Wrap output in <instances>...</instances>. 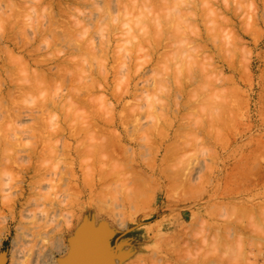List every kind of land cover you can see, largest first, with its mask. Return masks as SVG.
<instances>
[{
    "label": "rangeland",
    "instance_id": "1",
    "mask_svg": "<svg viewBox=\"0 0 264 264\" xmlns=\"http://www.w3.org/2000/svg\"><path fill=\"white\" fill-rule=\"evenodd\" d=\"M21 1L22 2L24 1L23 2L24 4ZM37 1H40V3L42 4L41 7H45L47 9L46 10L47 14H44V16H42L43 13H45V11L43 12L44 9L41 10L40 7V10L38 11L40 3H35L37 4V7H35V4H33L34 0L32 1L33 2L32 4L34 6L30 4L31 0H26V1L0 0L1 3L0 18L3 16L6 17L7 19V20L6 19L3 20L4 18L0 19L1 21H3V23L1 22L0 24H4L5 21H6L5 23L6 25L9 23L7 26L4 25L7 27V29H5L3 25L2 26L0 25V36L2 35V37H0V46L1 45L3 46L5 45V47L8 46L7 48L10 49L12 48L16 54H20V53L22 54L23 52L25 53L26 59L29 57V55H27V51L30 53L31 50L29 49L31 48L34 50V48L37 46L40 50L38 51V49L36 50L35 48V50L38 51L35 53H37V55L39 53L38 55L39 60L40 59L48 60V63L45 66L47 71L50 67H53V65L56 66L61 65V67L66 66L68 69V67L71 64H73V66L71 65L68 70L70 71L76 65L74 69H76L78 73H80L82 72V70L86 68L88 71L85 69L81 73L82 76L80 75V77L85 76V78L84 77L83 78L90 84L86 83V81L84 80L83 82L80 81L78 83V79L80 78L79 74H77L78 78L77 77L73 78V76L77 73V71L76 70L74 71L73 69V71L75 72V74L73 75L71 74L72 72L67 73L66 71L68 70L66 68L64 69L63 67L62 69L65 70L64 74H66L65 76L67 79L65 78L66 81L65 80L62 81V79H64L62 77V79L60 80L61 83L64 82L63 86L62 84H58V81L56 83L54 82V84L51 83L50 86L53 84L52 85L53 89L58 84V86L54 89L55 91L52 90L51 87L50 92H46V90L48 91V89H45V87L47 88L48 86L47 85L43 87V91L45 90L44 93L40 88L39 90L40 94H38V89L37 91L35 90L36 87L32 88V90L34 89L33 91H35L34 93L35 94L37 93L36 95L33 94L34 97L31 95V92L29 90V92L26 93V94L30 93V96L28 95L29 100L25 99L28 97L26 94L23 95L22 98H20L22 95H19L16 91L14 92L15 94L16 93L17 94L15 95L13 93L14 95L12 96L14 98L11 97L12 100H10L9 97L11 95L3 97L2 101L0 100L1 101L0 106L2 105L4 109H7L4 106V104L7 103L6 107H8V110H10L13 113L11 115V118H8L10 117L11 114V112L8 111L7 113L9 116L8 115L6 116L7 113L6 114L4 113L6 117L5 120L2 119L4 121H1L0 119V123L2 122L0 126L2 127L3 130L2 131L0 129V133L2 132L5 134H9V136L12 137L11 139L9 137V140H11V142L9 141V143H7L8 141L7 140L4 143L2 142L3 141L2 138L4 139L3 134L2 136L0 135L1 136L0 149L2 150L3 153L9 151V153H7L9 155H11L10 153L16 150L14 154L12 153L13 155L8 156V159L5 158L7 156L3 155V153L0 150V164L3 163L1 165H3L4 167V168L1 167L3 170L0 169V171H3L0 172L1 175L0 181L2 180L0 183V229L2 228L3 230V231L1 230L2 232L0 231L1 232L0 233V264H13L14 262H16V264L17 263L33 264L35 263V260H33L32 258L35 259V255H36L33 251L39 248L42 249L43 247L42 245H45L42 250H46L45 247L47 245V250L48 249L50 250V254L53 257L55 254L56 257L60 258L59 259L60 261L61 258H66V257L68 258L72 247L80 243L82 246H86L88 248L92 247L96 249L98 247L97 248L98 251L95 250V255L97 256V258H99L97 260V264H113L114 263L113 259L115 257H117L116 259L118 260L117 264H127L126 262L129 261L131 262V263L129 262L130 264H139V263L152 264L156 261L157 262L160 261L162 264L169 262L172 263L173 261L170 257L168 258L165 257L166 256L165 252H167L166 249L169 248L161 240L163 236H173L175 234L185 237L186 233L188 236L192 235L191 238H193V242L197 241L196 246L198 248L197 250L196 248H194L193 251V254L195 256V258L193 257L194 260H196L197 258L199 259L201 253L205 252L203 254L208 253L207 255H209V257H207V259L209 260H206L205 264H213L212 261H218L216 262V264H226L227 262H229L227 264H231L232 262L233 264H236L234 262H236L240 257L238 255L237 247L234 248V246H236V243H234L235 238H240L243 236L245 237V235L247 236L249 233L251 234L252 228H255L256 226L254 227L252 225L253 227L249 228L251 230H247V229L245 230L246 228L245 225H247L248 228L249 226H251V224L248 226V224L251 221L246 220L245 217H241L243 215L239 213H235V210L238 207H239L238 209H240V207L243 206L249 208L255 205L259 206L258 204L260 205L264 204V0H237V1L236 0H189L190 2H188L187 0L186 2L185 0H172L173 2L171 1L170 4L172 6L171 10L168 6L169 5L168 0H156L157 2L155 0H152L154 1L153 4L157 6L163 3V1H165L164 2L165 5L164 3L163 5L161 4L162 6L160 5L161 12L158 9L159 6L157 7V9H155L156 6L153 5L150 2V0L148 1L150 2L151 8L149 4L147 7V2H148L147 0L145 1L137 0L139 2L134 0L137 3V6L135 2H133V0H131V3L129 0H126L127 3H130L128 5L126 4L128 8L127 12L130 11L128 15H131L132 13L131 10L133 7H137L134 8V10L136 11L134 15H131L132 18L134 17L136 20V18L139 17V19L142 20L145 12V15L150 20L149 21L150 23L152 19H154V23H151L153 24V26L152 27L150 26L152 29L150 30V33L153 34V36L151 34L147 35L149 32L147 30L149 26L146 25L147 26V27L145 26L146 28L143 27V24H147V23L149 24V22L146 23V20L148 21L147 18H145L146 19L144 21L145 23L139 19H137L136 22L135 20H133L134 19L133 18L132 19L133 25L134 24L137 25L138 23L139 24L142 23V24H140V26L138 25V27L136 26L137 28H135L134 25V28L132 27L133 29L131 28L132 23L130 24V27L128 26L129 25L128 23L131 22V19H129L131 17L127 16L126 9H124L126 8L123 5V2H125V0L122 1L119 0V2H122L120 3L119 6L120 8L118 7L119 5L118 3H117L118 5L115 4L114 2L115 0H108V2L105 0V2H107L108 4V6L107 4H105L106 8L109 7L108 11L105 8V6L102 7V5H104L103 0H93V1L85 0L84 2L83 0L82 1L60 0L62 2V3L60 2L61 5L60 3H57V0H52V1L49 0V2L48 0H37ZM116 1L118 2V0ZM141 1L144 3L143 5ZM175 1H177L178 3H176ZM195 1L197 2V4L199 3V1H201L200 5L199 4H198L199 6L195 5L196 4ZM241 1L245 6L242 4ZM89 2H91L92 4ZM111 2L114 3L112 4ZM132 2L134 3V5H132ZM45 3L47 4L48 7L46 6ZM50 3L54 7L53 6L51 7ZM192 3L194 6H197L194 7L196 9L191 8L193 6L191 5ZM204 3H206L207 5H204ZM13 4L15 5V7L13 6ZM178 4L179 7H183V8H184L183 5L187 4L185 5V7L186 6L187 7L184 9L182 8L181 10L178 7L177 8L175 7L176 5L178 6ZM19 5H21V7ZM241 5H243V7ZM138 6L141 8L142 12L144 11L142 16H141L142 12H139L140 9ZM152 6H155L154 9L156 10V12L154 10V14H153L154 17L156 16V13L157 14L162 13L161 18L164 19L158 18L160 21L155 22L157 18L155 19L152 16V14L148 13L149 10L150 12L153 11ZM189 6L191 9L188 12ZM117 7L121 11H124L122 12L123 14L121 13L120 10L119 11L117 10ZM59 8L61 9V11H59L60 10ZM102 8L104 12L102 11ZM174 8L176 11L174 10ZM104 9H106V11ZM138 9L139 11H137ZM167 9H169L170 12H168L169 10L167 11ZM206 9L213 11L215 10L214 11L215 14H213L212 11H207ZM2 10L4 12H2ZM28 10H30V12ZM49 10H51L50 13ZM177 10L180 11L177 12ZM191 10L193 12H191ZM40 11H42V13ZM52 11L55 13H53ZM182 11L184 12L183 13L185 15L184 17L182 15ZM185 11H187L186 13L188 14H186ZM172 12L175 13V16L174 14L173 15L170 14V16L171 15L172 17L174 16V20H172L170 16H166L168 13H172ZM190 12L193 13L192 16ZM194 12L196 15L194 14ZM19 13L21 14V16ZM109 13L110 14L112 13L110 15L111 19L106 16ZM116 13L117 15L119 14L118 15L119 18H115L117 17L115 15ZM136 13L137 14L140 13V15H136ZM163 13H165L164 16L170 18V21L171 20L173 21V22L171 21L172 23L170 22L171 24L170 26H168L169 28H171L172 26L171 29L166 27L167 23L165 22L166 23L165 25L164 21L167 19L166 17L163 16ZM177 13L178 15L176 16ZM179 13L181 15H179ZM48 14H50L51 17L53 16L57 17L54 18L58 20L59 24H57L56 20L55 22H52L54 21L52 18H51L52 21L49 20L50 18L49 19L46 18L49 16ZM149 14L152 16V18L148 17L150 16ZM13 16H15L16 19L21 18L19 20L17 19L19 23L16 26H14V24L17 23V20L14 23ZM126 16L128 17V20L127 19L124 20ZM140 16L142 18H140ZM180 16H182V18L180 19L179 22L182 24L184 22L183 26L180 24L182 28L179 27V23H176L178 21V18H180ZM208 16L210 17L212 16V18L210 19V17ZM99 17L102 21L98 19ZM108 18L109 21L107 20ZM121 18L123 19V22L121 21L122 20ZM183 18L184 20L187 21L188 24L187 27L185 24L186 21L181 22ZM11 19L13 20V22ZM117 19H119L120 24ZM75 20L76 22L77 20H79L82 30H80L79 24L75 23ZM211 20H213L215 23L213 24ZM22 21L24 23L26 22L27 24H24ZM48 21H51L52 23L50 24V22ZM99 21L102 23V25L100 23L99 26L101 27V29L96 31V29L99 28L97 27L99 25L98 23ZM115 21L117 22V26L119 28H116L117 26L114 25L116 24ZM161 21L163 22V24ZM206 21L207 23L204 24V22ZM109 22L112 23L110 24V26L109 24H107ZM174 22L175 24H173ZM73 23H75L77 27H75ZM47 24H49L48 25L49 27H52L54 25L56 29L55 27H53L54 29L49 28L50 32L46 31L48 30V28L45 29L46 27H48L46 26ZM71 24L73 25L72 27L74 29L71 27ZM126 24L129 28L126 26ZM208 24L211 26L209 27ZM30 25L32 26L34 25L33 27H35L36 25L37 27H40L39 29H42V31L45 30L46 32L44 31L43 33L41 31L42 33L40 34L39 32L40 30L38 29L35 30ZM204 25H206V27L209 28H206ZM8 26L10 27L13 26L14 29L12 30L10 27L9 29ZM42 26H46V27L45 28L43 27L44 28L43 29ZM67 26L70 29H66ZM82 26H85V29L88 30L87 31L84 30ZM125 26L126 29L131 28L134 31L130 32L132 31L131 29L130 31L124 29ZM154 26L156 27L155 30L156 33L154 31ZM162 26L165 27L166 29H163ZM175 26L176 28L178 27L179 28L176 30ZM216 26L217 27L219 26L220 29L219 31H217L218 29ZM141 27L145 28L143 30V33L140 30L135 31L138 28L141 29ZM158 27L159 29L161 28L164 31L163 30L159 31V29H157ZM190 27H192L191 29L194 28V32H191L193 30H191ZM215 27L217 30L215 29ZM184 28L185 29L187 28L186 29L187 32L191 30L188 32L189 34L188 36L190 37H186L187 32L186 34L184 33L185 32ZM195 28L198 31H196ZM198 28H200V30ZM205 28L208 29V31L209 30L210 31L208 32ZM213 28L216 30V32H214V30L212 31ZM4 29L5 32L3 31ZM167 29H169V31ZM51 30L53 31L55 30L54 33H52L53 31L51 32ZM123 30L127 32L126 33L127 35L123 33L124 32ZM157 30L160 33L165 32V34L164 33L161 34H163L162 37L165 36L166 39L165 37L160 38L158 35L160 33H158ZM165 30H167L168 32L166 33ZM180 30L183 33L180 32ZM174 31L177 32L178 35L180 33H182L183 35L185 34V37L182 34H180L184 37V39L183 37L182 39L176 38L175 37L176 34ZM195 31L197 33L199 32L198 34H201V36L198 35L197 33L195 34ZM129 32H130V37L135 36L136 34L135 36L136 38L127 37L129 36ZM210 32H211L210 35H212V32L214 33L218 32V34H216L218 38L215 35H214L215 37L210 36L209 35ZM34 33L36 34V36H38L39 34V37H37L38 40L35 37ZM132 33L134 34L131 35ZM42 34H44L43 36L46 39H40V37L43 38ZM156 34L158 35L159 39L155 41L157 37H154V35L156 36ZM169 35L172 36V38L174 36V38H176V41L178 40L177 44L176 41L174 42L175 39L173 38L174 39L173 40L171 37H169ZM33 36L36 38L34 39V41L33 38L31 39V37ZM85 36L88 38H86ZM142 36L143 37L149 36V37L142 38ZM151 37L154 38L152 39L153 42L152 40H149L151 42H148L147 40ZM211 37L214 38V40H212ZM186 38L188 40H186ZM192 38L195 39H193L194 41L191 42ZM40 40H42V42L44 40L45 43L43 42L44 44L42 45V42ZM168 40L170 42L173 41L176 45L175 44L173 45L172 44L173 42L170 43ZM189 40L192 44H194V46H196L195 43L197 42V46H196L197 50L194 49L195 47L192 44H190ZM31 41H33V43ZM89 41H92L93 43L91 42L89 43ZM98 41L100 44L98 43ZM139 41L144 43H141ZM186 41H188L187 43L192 46L193 50L191 49V46H189L187 43L186 44L188 47L185 46ZM22 42L25 43L26 45L23 44ZM47 42L49 43V45H46ZM79 42L81 44H79ZM118 43H120L119 44L120 46L118 45ZM134 43L137 45H134ZM138 43L142 44L140 45L141 48L139 49L138 47L140 46ZM20 44L25 45V47L21 48L22 45ZM149 44L151 46H149ZM91 45L92 46L94 45L93 46L94 48ZM39 46H41L42 48ZM78 46L80 47V49L78 48ZM76 47L79 50L78 53ZM176 47L180 48L179 49L180 53L178 50H177L178 52H176L177 55L174 51ZM226 47L228 48L226 49ZM124 48L125 49L128 48V49L125 50ZM88 49L93 52L89 51ZM101 49L102 51H100ZM182 49L185 53L182 51ZM32 51L31 54L34 55L33 57L34 58L35 56L37 57V55L34 52L32 53ZM119 52L121 54L118 55H120L121 57L123 56L122 57L123 59L119 58L120 60L116 61V58L118 57L116 53ZM192 52L194 56L195 53L197 54V58H195L196 56L194 57L192 55ZM89 53L90 56H88ZM91 54H93L92 56L94 57L95 55H97V57L99 56L98 57L99 59H97V57L96 58L91 57ZM180 54L181 55L184 54L183 56L189 54L192 55L193 57L188 55V58L187 56H185L186 58L185 59L182 56L183 60L182 59L180 60L181 58L180 56L179 60H177ZM162 55L164 56L162 57ZM5 56H6L5 52L3 53L2 51H0V64L2 60L5 58ZM166 56L169 57L170 60H169V64L167 63L168 61L165 62L163 61L165 67H167L166 68L167 70L165 71V68L163 70L164 66L161 65L162 63L161 61L167 60ZM84 57L86 59H84ZM90 57L93 60H91ZM189 57L193 58V61L195 63L194 64L192 62L191 67L190 64L188 65V63L192 61ZM69 58H72L70 59L71 61L68 60ZM187 59H189V62L187 61ZM72 60H75L74 62L76 61L79 62L80 60L82 61L83 64L81 62H79V65L78 63L74 64L72 63L73 62ZM89 60H91V63ZM98 60L101 61L100 65ZM121 60L122 61L124 60L123 61L124 63ZM67 61L70 62L67 63ZM118 61H120L121 63L119 62V64H117ZM58 62L59 64L60 63L61 64L57 65ZM197 63L199 64V66ZM80 64L82 65L81 68L79 69ZM29 67L28 69L29 70L31 69L30 71L27 69L26 70L20 69V71L22 72L17 71L16 70L17 68L14 67L16 68L14 71L17 72L15 73L16 76L15 77L13 76L14 75L13 71H11L12 74L9 71L10 72L9 76L11 75L13 76L10 78H12L13 80L15 79V82H17V84L19 83V81L20 83L23 82V80H24L23 83H27V81L25 82V80H28L29 78L28 79L22 78L26 75V73L23 75L24 71L31 72L29 74L27 73L28 75H31L33 70L36 68L35 65L33 64H31ZM172 70L178 75L177 74L175 75V73ZM185 70H188V72L187 71L185 72ZM18 72H20L19 75ZM69 74L70 76L72 75L73 80H71L72 78L71 79L68 78L70 77L68 76ZM0 75H1L0 79L1 77L5 76L4 73ZM20 75L21 77L19 80L18 76ZM165 77L167 78V80H164ZM158 78L162 80H159ZM4 79L6 81V82L4 81L5 82L4 84L0 82L1 85L0 89H2V91H0L1 98L5 94L3 92H6V89H8L9 87L10 88L15 87L16 84V83L13 84L14 81L12 82L11 81L12 79H10V83H9L7 76H5ZM74 79L77 82L74 81ZM81 79L82 78H80L79 80ZM157 79L163 82L164 87L161 88V90H160V86L162 85V83L160 84L159 82L157 84L158 81ZM0 81L3 82V79ZM65 82L66 84L72 83L77 87L80 83L85 82V84L83 85L90 86L89 87L90 90L88 89L87 86L84 87L82 84H80L81 87L79 86L80 88H82L81 90H79L80 88L77 87L75 88L74 85H72L71 88L70 87L71 84L66 85ZM77 83L78 85H76ZM91 83L93 86L91 85ZM59 85L61 86L59 87ZM156 85L158 86L157 87L158 89H156ZM28 86H30L31 88V86H35V85L30 84ZM68 86H69V90L70 91L72 90L76 95L74 94L73 96H71L70 95L72 93L71 92L69 96H66L67 91H69ZM86 88L88 89L87 92L89 93L86 92L87 90ZM150 89H151V93L149 94ZM53 94L54 96H52ZM44 95L46 96L48 95L49 98L45 97ZM79 96H80V100L78 99ZM148 96L150 97V99ZM50 97L51 98L53 97L52 98L53 100H50ZM74 97L75 99H73L72 101L71 99ZM62 98L65 101H68V103L62 100ZM90 98L92 99L90 100ZM4 99L6 100V103L4 102L5 101ZM13 99L18 100L16 101V103L17 102L18 103L13 104V102H11L13 101ZM30 99H32L33 101L28 102L30 101ZM45 99L46 101H44ZM67 99L71 100L72 102L75 101L74 102L75 105L73 106L74 103L71 104L70 103L71 101ZM21 100H25L26 102ZM57 102H58V107H57ZM41 103L42 105L43 103L45 104V106L47 105L46 109L45 107L41 106ZM66 103L68 104V106L69 105L70 106L69 107L66 106L65 108V105H67ZM146 103L148 105H146ZM11 104L14 105V107ZM2 106L0 108H2ZM15 107H18L19 109ZM68 108L72 109L71 113H73L74 117L73 115L71 116ZM85 109L88 111L91 110L90 114L88 113V111L84 112ZM77 110H79L80 113ZM16 111L17 114H19L18 112H21V115L15 114L14 112ZM82 112L84 114L87 113V115H89L88 116L89 118H91L90 115H92L93 118L95 117L94 120L91 121V124L93 122L96 123L97 121V123H99V125L101 126L100 127L97 123H96L97 125L94 124V126H92V128L94 127L93 129L96 130L97 134L100 131V133L106 137V135L109 134L108 133L109 130L110 132L112 130L113 133L115 134L118 133L122 135L121 138L119 137L118 134H116L118 135L117 137L120 138L119 142L121 143V147L123 146L121 152L120 151L119 153L116 152L117 157L116 156L115 157L117 159L115 158L113 159L114 161H112L111 157L110 156L108 157L106 154L108 150L104 151V149L103 150L101 149L102 150L101 152L99 148L100 145H98L97 142L101 143L102 141L99 140H103V138H105L104 136L102 135L98 136L96 133H93V131L95 132V130L92 131L91 130L92 128H90L91 131H87L86 133L84 132L86 131L85 129H87V124L85 127L83 125L85 124V121L87 122L86 120L87 115L85 114L84 117L85 120H83L82 117L84 115H79V114H83ZM96 113L98 116L96 115ZM150 113L151 115H149ZM152 113L154 115H152ZM160 113L162 115H160ZM45 114L46 116L48 115V119L45 117ZM49 114L51 115L52 118H50ZM2 115L0 113V118H2ZM14 115L18 116V117L15 116L16 120L14 119L15 118ZM76 116L78 119L76 118V120H74ZM44 117L48 120V122H46L47 120L44 119ZM79 117L80 119L82 118L81 121H83V123L79 121L80 120ZM67 118L69 119L67 120ZM100 118L101 120H99ZM112 119H114L113 120L114 124L112 122ZM8 120H10L11 122H9ZM75 121H77L76 122L77 124L79 123L78 124L79 126L76 123H74ZM45 122L46 124L49 123V125L48 124L46 125ZM5 123H7L8 126L4 125V127L6 126L4 128L2 124ZM73 123L77 127L83 125L80 128L76 127L78 130L83 129L82 130L83 133L79 131L80 134L82 135H78L79 132L76 133L78 130L75 131L76 133L75 136L78 137H73L74 135L73 133L71 135L72 129L75 127ZM9 124H12V126ZM44 124H45V128H43ZM53 124H55V126H53ZM88 124H90V119L88 120ZM13 125L16 126L18 129H21L22 131L16 130L15 129L16 127L13 128L14 127ZM34 126L36 129H34ZM102 126L104 127L106 132L103 131V129L101 130V128H103ZM11 127L13 129H10ZM32 127L34 129L32 131L35 134V136L32 133L30 135L29 132L31 131L28 132V130H31ZM46 127L49 128L47 129ZM40 128L43 129L44 131L41 130ZM87 130H89V128ZM51 131L55 133H50ZM13 132L14 133L18 132V133L17 134L15 133L16 134L15 135L12 134ZM84 133L86 135L87 134L91 135L93 133L94 136L97 135L98 137L97 136L94 137L93 134L91 136L87 135L86 137L90 139L88 142H91L95 138L97 139L93 140V143L91 142L92 144L91 143L88 144L87 139L81 142L80 140H84L83 138H85V136L83 137ZM11 135L16 136V138H14V136ZM42 135L45 136L42 137ZM144 135H146V137L149 136V141L151 143L150 142L147 143L148 142L146 140L147 138ZM6 136L8 138V135ZM108 136L106 138H108ZM36 138L38 139V141ZM140 138L142 141L140 140ZM12 139L13 140L15 139L14 140L15 143L12 142L13 141ZM39 140H41L40 141L41 143L39 142ZM83 142L85 143L82 144ZM95 142L97 143V145L95 144ZM10 143H12L13 145ZM8 144L11 146H9ZM94 144L95 146H99L98 147L99 149L97 147L96 148L98 149V151L100 150V152H97V149L95 148ZM66 145H68L67 147L69 148L66 147L63 148ZM7 149L9 150L7 151ZM62 149L64 150V152L62 151ZM32 150L33 151L35 150V152H32ZM53 151H54V155L56 156H53ZM76 151H79V153L81 151V153L77 155L75 154L77 153ZM83 151H85L86 154H83L84 153ZM31 152L33 153V156H30L32 155ZM57 152L58 154L63 152L65 155L59 156L60 154L59 155L56 154ZM18 153L20 154L18 155ZM79 155H81V157L85 155L86 157L84 156L85 158L82 157L83 158L82 159L81 157H79ZM77 157L79 158L77 159ZM132 157H134V160L132 159ZM111 163L116 168V170L114 171L119 170L120 173L119 172L118 173L120 175L119 174L117 175V173H112L113 171L111 170L114 169V166H112ZM5 167H7V171L9 172L7 176L6 174H3L6 170ZM65 167L66 169H63ZM59 168L61 171L67 170L65 171L66 173L62 172L64 176L62 174H59L60 171ZM117 168L119 169L117 170ZM164 168H166V170ZM102 170H104V172ZM105 170L108 172L110 171L111 173L110 172L108 173ZM115 174L119 177L115 176ZM4 176L6 177V180ZM180 176H182L183 180ZM134 178L136 179L132 180ZM4 180L5 182L8 181L7 184L5 185H4L5 183ZM131 180L132 182H130ZM136 180H138L139 182L143 180V183L145 185H143L142 181L138 183V181ZM50 181L53 182L50 183ZM54 183H57L60 188L56 186L57 184ZM132 183L135 184L133 185ZM65 184L68 185L67 188ZM54 185L56 186L57 189H55ZM49 186L52 187L51 190L52 193L50 190H48L51 189L48 188ZM133 186H135V188H133ZM61 187L64 188L61 189ZM128 188L131 189V192L128 191L130 190ZM53 189L55 190V192H53L54 191ZM137 191L139 192L137 193ZM39 192L40 195L42 196L41 198L39 197L38 194ZM48 192L50 193L47 196ZM41 193L43 194L47 193L45 194V197L48 198L50 197V199L47 200H45L46 198L43 199L44 197L43 194ZM54 194L56 198L58 197L57 199L54 197ZM38 198L40 199L38 200ZM58 202L61 204H59ZM64 202H66L67 204ZM63 203L65 205H63ZM98 205L100 207H98ZM247 205L250 206L247 207ZM224 206H226L227 209L223 208ZM231 206L235 207V209L232 208ZM214 209L217 211H215ZM238 209L236 210V212L239 211ZM230 210L232 211L230 212ZM215 214L216 216H214ZM232 214H234L235 216L238 214L240 215V217L237 216L236 218L237 221L234 220L235 216L233 217ZM118 215L122 216V218L120 216L119 218ZM65 217H67L66 219L68 220H66ZM204 218L205 220L208 219L207 220L208 222L205 221ZM200 219H202L201 222H203L204 220V223L205 222L208 223V224L205 223L206 224L205 226L212 224V226H209L211 228L210 232L207 230L208 228L206 229L204 225L203 226L205 227V229H202L203 226L202 223L200 222ZM95 220L100 221L99 223H101V225L95 224L96 223ZM118 220L119 221L121 220V222L119 223ZM121 223L123 224L121 225ZM94 224L97 226H95ZM218 225L220 226L218 227ZM243 225L245 228L240 227ZM194 226L196 227L198 226V228ZM79 227H80V231H79ZM96 227H100V228L102 227L101 232L100 230H97L99 231L97 232L96 229H94ZM199 227L201 228V230H204L207 234L209 233L208 234L209 236L206 233L200 231ZM224 227H226L225 229H227L226 231H228L227 232L228 234L226 232H225L226 234L223 232V230L225 231V229H223ZM55 228H57V231L54 233V231L56 230ZM60 229H63L64 233L62 232V230L60 231ZM198 229L199 231H197ZM222 232L225 235L223 234L221 235ZM231 232H232V236L234 234L233 232H235L236 235L235 238L232 237L234 240H232V244L230 245L231 242H228V240L226 241L227 244L225 243V238H227L229 233ZM200 233L202 234L203 237H205L204 242H200L202 241V236L200 235ZM97 235L98 237H96ZM195 236L196 238H194ZM50 237L53 238L49 240ZM13 238H15V240L17 239L19 240V241L17 240L16 242L17 244L15 245L16 248L15 246H12ZM223 238L224 241L222 240ZM207 239H209L208 241L209 243L206 242ZM62 241L64 244L62 243ZM94 243L97 245H95ZM198 243H200V245ZM19 245L20 247H22L21 250L24 249V252L23 251L18 252L19 251L18 249H20ZM133 245L134 246L137 245V246L134 247ZM227 245H229V248L232 246L231 249H229ZM65 246L66 249L64 248ZM208 246L209 249L207 248ZM52 247L54 248L51 250L50 248ZM125 247L130 248V251L137 250L140 255L139 259L141 260L135 258L134 256H132L131 258L130 257L122 258L120 254L122 252V249ZM220 247L221 248L223 247L224 251L226 250L225 252L222 251L223 252L222 254L221 252H219L221 250ZM212 248L214 249L212 250ZM215 248H217V250ZM10 249L15 251L13 252V258L10 255L11 252ZM30 249L31 250L33 249L32 252H29ZM260 249H259L260 251L258 250L259 253L258 252L255 253L256 249H251V250L249 249L251 253L254 251V254L252 253L254 256L248 252L249 253L248 254L249 256L247 255L248 259L255 260L259 264L260 263L264 264L263 263L264 245ZM52 251L53 253H51ZM152 251L154 253H151ZM148 252L150 253V255ZM216 252H219L222 258L226 256L225 257L226 259L224 258V260H227V262L225 261L221 262L223 259L220 258L219 255L216 256L217 255ZM27 253L29 254L32 253V254L30 256H27ZM62 254L63 255L66 254V255L61 256ZM210 254H212L211 256L215 255L216 257L219 258L213 259L215 257H211ZM258 254L260 257L258 256ZM160 255L163 257V260L161 259L162 257ZM28 257H31V259ZM210 257L213 260H211ZM151 258H153V260ZM23 259L25 261L27 260L28 261L25 262L23 261ZM142 261H144L145 263H143ZM60 264L63 263L61 262Z\"/></svg>",
    "mask_w": 264,
    "mask_h": 264
},
{
    "label": "bare ground",
    "instance_id": "2",
    "mask_svg": "<svg viewBox=\"0 0 264 264\" xmlns=\"http://www.w3.org/2000/svg\"><path fill=\"white\" fill-rule=\"evenodd\" d=\"M2 1H3V0H2ZM25 1H26V0H25ZM32 1H33V0H31L30 4L33 3ZM50 1H52V0H50ZM61 1H62V0H61ZM61 1L59 0V2H58V0H57V3H60ZM80 1H82V0H80ZM80 1H79V2H80ZM84 1H85V0H83V2H84ZM86 1H87V0H86ZM91 1H93V0H91ZM106 1L108 2V0H106ZM120 1H122V0H120ZM129 1H130V3H131V0H129ZM129 1H128V2H129ZM136 1H137V0H136ZM142 1H145V0H142ZM142 1H141V3H142V5H143L144 3H143ZM147 1H148V0H147ZM147 1H146V2H147ZM155 1H156V0H155ZM168 1H169V3H168V2H167V3L169 4L168 6H169V8H170V10H171L172 6H171L170 4H171V1H172V0H168ZM187 1L190 2L189 0H187ZM236 1H237V0H236ZM5 2H6V1H5ZM5 2H4V3H5ZM7 2H8V1H7ZM13 2H14V1H13ZM21 2H22V1H21ZM23 2H24V1H23ZM23 2H22V3H23ZM41 2H42V1H41ZM43 2H44V1H43ZM48 2H49V0H48ZM55 2H56V1H55ZM98 2H99V1H98ZM98 2H96V3H98ZM103 2H104V5H102V7L105 6V8H106V5H105V4H107V2H105V0H103ZM103 2H101V3H103ZM114 2H115V4H117V3L119 4V5L117 4L118 7L120 6V3H122V2H119V0H118V2H117L116 0H115ZM114 2H113V3H114ZM133 2H135V1L133 0ZM133 2H132V5H134ZM137 2H139V1H137ZM148 2H149V1H148ZM148 2H147V7H148V4H149V6H150V8H151L150 2L153 4L154 1L150 0V2H149V3H148ZM156 2H157V1H156ZM158 2H159V1H158ZM164 2H165V1H163V3H164ZM172 2H173V1H172ZM175 2L178 3L177 1H175ZM175 2H174V3H175ZM181 2H182V1H181ZM185 2H186V0H185ZM200 2H201V1H199V3H198L199 5H200ZM239 2H240V1H239ZM239 2H238V3H239ZM241 2H242V1H241ZM2 3H3V2H2ZM17 3H18V2H17ZM19 3H20V2H19ZM22 3H21V5H22ZM27 3H29V2H27ZM35 3H40V1H37V0L35 1V0H34V3H33V4H35ZM51 3H52V2H51ZM51 3H50V6L52 7L53 5H51ZM61 3H62V2H61ZM61 3H60V5H61ZM89 3H91V2H89ZM111 3H112V2H111ZM113 3H112V4H113ZM124 3H125V4H124ZM130 3H127L126 0H125V2H123L124 7H126V8H124V9H126V14H127L128 17H129V16L131 17V15H134V14H135V11H136V10H134V8H137V7H133L132 10H131V12H132L133 14L131 13V15H128L130 11L127 12V11H128V10H127L128 8H127L126 4L128 5V4H130ZM163 3H161V4L163 5ZM183 3H184V1H183ZM193 3H194V2H193ZM193 3H192L191 5H193ZM195 3H196L195 5H198L196 1H195ZM246 3H247V2H246ZM0 4H1V3H0ZM23 4H24V3H23ZM25 4H26V3H25ZM33 4H32V5H33ZM45 4H46V3H45ZM86 4H88V3H86ZM91 4H92V3H91ZM135 4H136V6H137V3H136V2H135ZM156 4H158V3H156ZM161 4L158 5V6H159V8H158L159 10H160V5H161ZM180 4H181V3H180ZM202 4H203V2H202ZM236 4H237V3H236ZM242 4H243V2H242ZM16 5H17V4H16ZM21 5H19V6L21 7ZM41 5H42V4L40 3V4H39L38 11L40 10ZM82 5H83V4H82ZM97 5H98V4H97ZM121 5H122V4H121ZM153 5H155V4H153ZM162 5H161V6H162ZM164 5H165V3H164ZM166 5H167V4H166ZM182 5H183V4H182ZM185 5H187V4H185ZM185 5H183L184 8L187 7V6L185 7ZM199 5H198V6H199ZM204 5H207V4L204 3ZM243 5H244V4H243ZM243 5H241V6L243 7ZM246 5H247V4H246ZM6 6H8V5H6ZM13 6L15 7L14 4H13ZM33 6H34V5H33ZM44 6H45V5H44ZM46 6H47V4H46ZM107 6H108V4H107ZM129 6H130V5H129ZM139 6H141V5H139ZM139 6H138V7H139ZM155 6H156V8H155ZM155 6H152V7H153V11H152V12H150V10H149V12H148V13L152 14L153 17H154V15H153V14H154V10L157 9V7H158L157 5H155ZM168 6H166V7H168ZM173 6H174V5H173ZM180 6H181V5H180ZM239 6H240V5H239ZM244 6H245V5H244ZM10 7H11V6H10ZM14 7H13V8H14ZM17 7H18V6H17ZM27 7H29V6H27ZM31 7H32V6H31ZM35 7H37V4H35ZM47 7H48V6H47ZM53 7H54V6H53ZM58 7H60V6H58ZM63 7H64V6H63ZM118 7H117V10L119 11L120 9H118ZM121 7H122V6H121ZM175 7H176V8L178 7V8L181 9V10H182V8H183V7H179V4H178V6L176 5ZM194 7H197V6H194V5H193L191 8H194ZM201 7H203V6H201ZM204 7H205V6H204ZM209 7H210V6H209ZM246 7H247V6H246ZM18 8H19V7H18ZM33 8H34V7H33ZM67 8H68V7H67ZM119 8H120V7H119ZM150 8H149V9H150ZM154 8H155V9H154ZM164 8H165V6H164ZM184 8H183V9H184ZM188 8H189V10H188V12H189L191 8H190V6H189ZM198 8H200V7H198ZM206 8H208V7H206ZM210 8H211V7H210ZM8 9H9V8H8ZM16 9H17V8H16ZM19 9H20V8H19ZM25 9H28V8H25ZM36 9H37V8H36ZM43 9H44V10H43ZM59 9H60V8H59ZM64 9H65V8H64ZM106 9H107V11H108L109 7H107ZM106 9H104V10L106 11ZM122 9H123V8H122ZM124 9H123V10H124ZM139 9H140V11H139ZM139 9H138L137 11L142 12L140 7H139ZM146 9H147V8H146ZM161 9H162V8H161ZM194 9H196V8H194ZM200 9H202V8H200ZM204 9H205V8H204ZM0 10H1V9H0ZM9 10H10V9H9ZM11 10H14V9H11ZM22 10H23V9H22ZM41 10H43V12L45 11V13H43L42 16H44V14H47V13H46V10H47V9H46L45 7H41ZM66 10H67V9H66ZM117 10H116V11H117ZM159 10H158V11H159ZM162 10H163V9H162ZM168 10H169V9H167V11H168ZM170 10H169L168 12H170ZM174 10H175V8H174ZM186 10H187V9H186ZM206 10H207V9H206ZM18 11H20V10H18ZM26 11H27V10H26ZM28 11L30 12V10H28ZM35 11H36V10H35ZM59 11H61V9H60ZM64 11H65V10H64ZM67 11H68V10H67ZM102 11H103V8H102ZM120 11H121V10H120ZM133 11H134V12H133ZM146 11H147V10H146ZM163 11H164V10H163ZM175 11H176V10H175ZM178 11H180V10H177V12H178ZM196 11H197V10H196ZM207 11H212V13L215 14V12H214L215 10H214V11H213V10H207ZM0 12H1V11H0ZM2 12H4V11L2 10ZM23 12H24V11H23ZM23 12H22V14H23ZM32 12H33V11H32ZM40 12L42 13V11H40ZM50 12H51V10H49V13H50ZM52 12H53V11H52ZM103 12H104V11H103ZM122 12H124V11H121V13H122ZM143 12H144V11H143ZM143 12H142L141 16L143 15ZM155 12H156V10H155ZM160 12H161V10H160ZM186 12H187V11H185V13H186ZM191 12H193V11L191 10ZM191 12H190V13H191ZM203 12H205V11H203ZM11 13H12V12H11ZM13 13H14V12H13ZM25 13H26V12H25ZM53 13H55V12H53ZM99 13H100V12H99ZM101 13H102V12H101ZM107 13H108V12H107ZM117 13H118V12H117ZM117 13L115 14L117 17H115V18H119V16H118L119 14L117 15ZM183 13H184V12L182 11V15H183V17H184L185 15H184ZM3 14H4V13H3ZM6 14H7V13H6ZM19 14H20V13H19ZM29 14H30V13H29ZM29 14H28V15H29ZM32 14H33V13H32ZM39 14H40V13H39ZM103 14H104V13H103ZM111 14H112V13H111ZM111 14L109 13V14L106 15V16L109 17V18L111 19V17H110ZM122 14H123V13H122ZM150 14H149V15H150ZM159 14H160V13H159ZM159 14L156 13V16H155L154 18H155V19L157 18V19L155 20V22H156V21H160L159 19H164V18H161V17H162V13H161L160 15H159ZM164 14H165V13H163V16H164ZM168 14H169V15H168ZM168 14H167L166 16H170V14H172V15L174 14V16H175V13H173V12H172V13H168ZM186 14H188V13H186ZM192 14H193V13H191V16H192ZM194 14H195V12H194ZM40 15H41V14H40ZM48 15H49L48 17H46V16H45V17L48 18V19L50 18L49 20H51V21H52V19H53L54 21H52V22H55V20H56L55 18H57V17H55V16H53V15H52L53 17H51L50 14H48ZM115 15H114V16H115ZM124 15H125V14H124ZM124 15H123V16H124ZM136 15H140V13H139V14L136 13ZM158 15H159V17H158ZM172 15H171L170 17L172 18V20H174V16L172 17ZM177 15H178V13L176 14V16H177ZM179 15H181V14L179 13ZM195 15H196V14H195ZM203 15H204V13H203ZM0 16H1V14H0ZM20 16H21V14H20ZM34 16H35V15H34ZM120 16H121V15H120ZM127 16H126V18H124V20H125V19L128 20V17H127ZM141 16H140V18H142ZM145 16H146V15H145V12H144V16H143V19H142V20L139 19V17H137L136 20H135L134 17H133L134 19H133L132 17L129 18V19H131V22L128 23V24H129L128 26L130 27V24L132 23V24H131V28H132V27L134 28V25H135V24L133 25V21H132V19L135 20L136 22H137V19H139V20H141L142 22H144V21L146 20L145 18H147V16H146V17H145ZM150 16H151V15H150ZM150 16H148V17H149V18H152V16H151V17H150ZM166 16H164V17H166ZM186 16H188V15H186ZM189 16H190V15H189ZM11 17H12V15H11ZM13 17H14V23H15L16 20H17L18 18L16 19L15 16H13ZM23 17H24V16H23ZM54 17H55V18H54ZM100 17H101V16H100ZM100 17H99L98 19H100ZM178 17H179V16H178ZM193 17H194V16H193ZM202 17H203V16H202ZM208 17H210V16H208ZM2 18H4L3 20L6 19V17H3V16H2L0 19H2ZM51 18H52V19H51ZM105 18H106V17H105ZM109 18L107 19L108 21H109ZM158 18H159V19H158ZM175 18H177V17H175ZM181 18H182V16H180V18H178V21H177V22L175 21L176 23H179V27H180V28H182V27L180 26V24H181L182 26L184 25V22H183V24L179 22ZM185 18H186V17H185ZM211 18H212V16L210 17V19H211ZM12 19H13V18H12ZM12 19H11V20H12ZM19 19H21V18H19ZM19 19H18V20H19ZM48 19H47V20H48ZM121 19H122V18H121ZM147 19H148V18H147ZM166 19L168 20V22H167V20H165L164 23L166 22V23H167V26H166V27H168V26H170V24H171L173 21L171 20V21H172V22H171V21H170V18H167V17H166ZM216 19H217V18H216ZM218 19H219V18H218ZM6 20H7V19H6ZM8 20H9V19H8ZM18 20H17V23L14 24V26H16V25L19 23ZM100 20H101V19H100ZM117 20H118V22H119V19H117ZM117 20H116V21H117ZM176 20H177V19H176ZM188 20H189V19H188ZM51 21H48V22H50V24H51V23H52ZM56 21H57V24H59V23H58V20H56ZM81 21H83V20H81ZM101 21H102V20H101ZM108 21H107V22H108ZM116 21H115V22H116ZM121 21L123 22V19H122ZM141 21H140V22H141ZM149 21H150L149 19H148V21L146 20V23L149 22ZM152 21H153V22H152ZM152 21H151V23H154V19H152ZM162 21H163V20H162ZM162 21H161V22H162ZM182 21H186V20H184V18H183V20H181V22H182ZM208 21H209V20H208ZM211 21H212L213 24L215 23L213 20H211ZM1 22L3 23V21L0 20V23H1ZM7 22H8V21H7ZM9 22H10V21H9ZM12 22H13V20H12ZM22 22H23V21H22ZM84 22H85V21H84ZM84 22H83V23H84ZM105 22H106V21H105ZM113 22H114V21H113ZM125 22H126V21H125ZM127 22H128V21H127ZM161 22H159V23H161ZM170 22H171V23H170ZM175 22H174L173 24H175ZM188 22H189V21H188ZM5 23H6V21L4 22V24H0V25H1V26H2V25L4 26V25H6ZM23 23H24V22H23ZM71 23H72V21H71ZM75 23L79 24V26H80V22H79V20H77V22H76V20H75ZM75 23H73V25H75V27H77V25H76ZM85 23H86V22H85ZM85 23H84V24H85ZM95 23H96V22H95ZM95 23H94V24H95ZM98 23H99V25H98L97 27L100 26V23H101V22L99 21ZM144 23H145V22H144ZM151 23L149 22V24H148V23H147V24H143V27H145L146 25L149 26V28L147 29V30L149 31L148 34H147V32H146L147 35L151 34V33H150V30H152L151 27L153 26V24H151ZM159 23H158V24H159ZM166 23H165V25H166ZM190 23H191V22H190ZM206 23H207V21L204 22V24H206ZM219 23H221V22H219ZM8 24H9V23H8ZM8 24H7V25H8ZM24 24H27V23L25 22ZM30 24H31V22H30ZM35 24H36V23H35ZM96 24H97V23H96ZM96 24H95V25H96ZM107 24H109V26H110V24H112V23L109 22V23H107ZM119 24H120V22H119ZM140 24H142V23H140ZM140 24L138 23L137 25H135V28H137L138 25L140 26ZM150 24H151V25H150ZM162 24H163V22H162ZM168 24H169V25H168ZM185 24H186V27H187V26H188L187 21H186ZM7 25H6V26H7ZM12 25H13V24H12ZM21 25H22V24H21ZM48 25H49V24H47L46 26H48ZM69 25H70V24H69ZM73 25L71 24V27H72ZM101 25H102V23H101ZM114 25L117 26V22H116V24H114ZM123 25H124V23H123ZM132 25H133V26H132ZM165 25H164V26H165ZM176 25H177V24H176ZM6 26H4L5 29H7ZM30 26H31L33 29H35V30H36V29L40 30V31H39L40 34H41L42 32L44 33V31H45V30L42 31V29H39L40 27H37L38 24H37V26L35 25V27H37V28L33 27L34 25H33V26L30 25ZM46 26H42V28H43V27L45 28ZM126 26H127V24H126ZM126 26L124 27V29H126ZM128 26H127V27H128ZM136 26H137V27H136ZM147 26H146V27H147ZM150 26H151V27H150ZM173 26H174V25H173ZM190 26H191V24H190ZM204 26L206 27V25H204ZM208 26L210 27L211 25L208 24ZM213 26H214V25H213ZM219 26H220V25H219ZM219 26H218V27L216 26L218 30H217L216 27H215V29H216L217 31L220 30V29H219ZM9 27H10V26H8V28H9ZM20 27H21V26H20ZM23 27H25V26H23ZM23 27H22V28H23ZM53 27H55V26H54V25H53L52 27H49V26H48V27H46L45 29L48 28V30H46V31H49V32H50V29H51V28L54 29ZM82 27L84 28V30H86V29H85V26H82ZM94 27H95V26H94ZM129 27H128V28H129ZM143 27H141V29H139V28H140V27H139V28H138L137 30H135V31L140 30V31H142V33H143V30L146 28V27H145V28H143ZM160 27H161V24H160ZM179 27H178V28H179ZM192 27H193V26H192ZM192 27H190V29H191ZM194 27H195V26H194ZM209 27H206V28H209ZM10 28H11L12 30L14 29L13 26H11ZM10 28H9V29H10ZM44 28H43V29H44ZM49 28H50V29H49ZM72 28H73V27H72ZM86 28H87V27H86ZM116 28H119V27L117 26ZM131 28H130V29H131ZM133 28H132V29H133ZM142 28H143V29H142ZM162 28H163V29H166V28L163 27V26H162ZM168 28H169V27H168ZM171 28H172V26H171ZM171 28H169V29H171ZM175 28H176V26H175ZM178 28H176V30H177ZM206 28H205V29H206ZM5 29L3 30L4 32H5ZM24 29H25V28H24ZM55 29H56V27H55ZM66 29H70V28L67 26ZM73 29H74V28H73ZM95 29H96V28H95ZM99 29H101V27L97 28L96 31H98ZM112 29H114V28H112ZM121 29H122V28H121ZM121 29H120V31H121ZM130 29H126V30H129V31H130ZM132 29H131V30H132ZM157 29H159V27H158ZM163 29L160 28L159 31H160V30L162 31ZM169 29H167V30L169 31ZM186 29H187V28H186ZM186 29L184 28V30H185L184 33H185V34H186V32H187ZM195 29H196V28H195ZM198 29L200 30V28H198ZM215 29L213 28L212 31L214 30V32H216ZM22 30H23V29H22ZM38 30H37V33H38ZM64 30H65V29H64ZM80 30H82L81 26H80ZM87 30H88V29H87ZM87 30H86V31H87ZM116 30H117V29H116ZM155 30H156V27L154 26V31H155ZM167 30H165L166 33L168 32ZM184 30H183V31H184ZM191 30H193V31H191ZM191 30H189V31L194 32V28L191 29ZM206 30L208 31V29H206ZM41 31H42V32H41ZM46 31H45V32H46ZM52 31H53V30H51V32H52ZM54 31H55V30H54ZM54 31H53L52 33H54ZM66 31H67V30H66ZM86 31H85V32H86ZM123 31H124V30H123ZM133 31H134V30H132V31H130V32H133ZM140 31H139V32H140ZM145 31H146V30H145ZM159 31L157 30L158 33H160ZM163 31H164V30H163ZM189 31H188V32H189ZM196 31H198V30L196 29ZM196 31H195V34L197 33ZM209 31H210V30H209ZM209 31H208V32H209ZM49 32H48V33H49ZM130 32H129V36H127V37H130ZM151 32H152V31H151ZM174 32H175V31H174ZM180 32H182V31L180 30ZM180 32H178V33H180ZM188 32H187V36H186V37H190V36H188V35H189ZM191 32H190V33H191ZM200 32H201V31H200ZM208 32H207V33H208ZM214 32H212V35H210V34H211V32H210L209 35H210V36H214V35H215V36L217 37L216 34H218V32H217V33H214ZM221 32H222V30H221ZM221 32H220V33H221ZM35 33H36V31H35ZM35 33H34V34H35ZM82 33H83V31H82ZM89 33H90V32H89ZM123 33H125V35H127V34H126L127 32L124 31ZM136 33H137V32H136ZM152 33H153V32H152ZM155 33H156V31H155ZM158 33H157V34H158ZM161 33H164V34H165V32H161ZM161 33H160V34H161ZM182 33H183V32H182ZM182 33H180V34H182ZM198 33H199V32H198ZM198 33H197V34H198ZM4 34H5V33H4ZM4 34H3V35H4ZM49 34H50V33H49ZM80 34H81V33H80ZM87 34H88V33H87ZM87 34H86V35H87ZM90 34H91V33H90ZM133 34H134V33H132L131 35H133ZM157 34H156V36L154 35V37H157V39H155V41L159 39V38H158V35H159L160 38H161L162 35H163V34H161V36H160V34H158V35H157ZM169 34H170V33H169ZM171 34H172V33H171ZM175 34H176V36H175L174 34H173V35H174L176 38H181V39H182L183 36L185 37V34H184V35L182 34L183 36L180 35V34L178 35L177 32H175ZM192 34H194V33H192ZM43 35H44V34H42V37H43V38L40 37V39H46V38H44ZM47 35H48V34H47ZM84 35H85V34H84ZM88 35H89V34H88ZM141 35H142V34H141ZM147 35H146V36H147ZM151 35L153 36V34H151ZM190 35H191V34H190ZM198 35L201 36V34H198ZM135 36H136V34H135ZM135 36H131V37H135ZM174 36H173V38H174ZM177 36H180V37H177ZM194 36H195V35H194ZM194 36H193V37H194ZM200 36H199V38H200ZM215 36H214V37H215ZM0 37H2V35H1ZM35 37H36V38L39 37V34H38V36H36V34H35ZM35 37H34V36L31 37V39L33 38V41H34V39H36ZM85 37H86V36H85ZM125 37H126V36H125ZM131 37H130V38H131ZM137 37H138V36H137ZM139 37H140V36H139ZM148 37H149V36H148ZM148 37H143V36H142V38H148ZM163 37H165V36H163ZM163 37H162V38H163ZM167 37H168V35H167ZM169 37L172 38V36H170V35H169ZM184 37H183V39H184ZM4 38H5V37H4ZM86 38H88V37H86ZM86 38H85V39H86ZM89 38H90V37H89ZM135 38H136V37H135ZM171 38H170V39H171ZM173 38H172V39H173ZM176 38H174L175 40L173 39L174 42L176 41ZM211 38H212V37H211ZM217 38H218V37H217ZM81 39H82V38H81ZM126 39H128V38H126ZM152 39H154V38L151 37V38H149L147 41H148V42H151V41H149V40H152ZM165 39H166V37H165ZM172 39H171V40H172ZM181 39H179V40H181ZM189 39H190V38H189ZM193 39H195V38H192L191 42L194 41ZM6 40H7V39H6ZM37 40H38V38H37ZM99 40H100V39H99ZM103 40H105V39H103ZM129 40H132V39H129ZM133 40H134V39H133ZM160 40H161V39H160ZM186 40H188V39L186 38ZM212 40H214V38H212ZM28 41H29V40H28ZM33 41H31V42L33 43ZM40 41L42 42V40H40ZM82 41H84V40H82ZM85 41H86V40H85ZM100 41H101V40H100ZM125 41H127V40H125ZM125 41H124V42H125ZM161 41H162V40H161ZM168 41H169V40H168ZM177 41H178V40H177ZM177 41H176V44H177ZM196 41H197V40H196ZM15 42H16V41H15ZM43 42L45 43L44 40H43ZM43 42H42V45L44 44ZM87 42H88V40H87ZM90 42L93 43L92 41H89V43H90ZM139 42H141V41H139ZM148 42H147V43H148ZM152 42H153V40H152ZM169 42H170V41H169ZM171 42H173V41H171ZM171 42H170V43H171ZM174 42L172 43L173 45L175 44ZM180 42H181V41H180ZM187 42H188V41H186L185 44H186ZM189 42H190V40H189ZM191 42H190V44H192ZM22 43H23V42H22ZM25 43H26V41H25ZM25 43H23V44H25ZM28 43H29V42H28ZM32 43H30V44H32ZM85 43H86V42H85ZM98 43H99V41H98ZM141 43H144V42H141ZM145 43H146V42H145ZM156 43H157V42H156ZM159 43H160V42H159ZM161 43H162V42H161ZM182 43H183V42H182ZM200 43H201V42H200ZM23 44H20V45H22L21 48L25 47V45H26V44H25V45H23ZM75 44H76V43H75ZM79 44H81V43L79 42ZM79 44H78V45H79ZM87 44H88V43H87ZM99 44H100V43H99ZM119 44H120V43H118V45H119ZM132 44H133V43H132ZM138 44H139V46L142 45V44H140V43H138ZM176 44H175V45H176ZM178 44H179V43H178ZM187 44H188V43H187ZM187 44H186L185 46H187ZM190 44H188V45L191 46ZM195 44H196V46H197V42H196ZM46 45H49V43L47 42ZM76 45H77V44H76ZM85 45H86V44H85ZM134 45H137V44L134 43ZM134 45H133V46H134ZM158 45H159V44H158ZM182 45H183V44H182ZM182 45H181V46H182ZM192 45L194 46V44H192ZM16 46H17V45H16ZM27 46H28V45H27ZM27 46H26V47H27ZM44 46H45V45H44ZM91 46H92V45H91ZM93 46H94V45H93ZM93 46H92V47H93ZM100 46H101V45H100ZM119 46H120V45H119ZM121 46H122V45H121ZM143 46H144V45H143ZM149 46H151V45L149 44ZM152 46H153V45H152ZM196 46H194V47H195L194 49L197 48ZM199 46H200V45H199ZM7 47H8V46L5 47V45H4V46H3V45L0 46V51H2L3 53L5 52V55H6L5 58L2 60V62H1V64H0V74H3V73H4L5 76H7V79L9 80V83H10V79H12V78H10V77H13V76L15 77V76H16L15 73H17V72L14 71L16 68H17V69H16L17 71H20V69H21V70H26V69L29 70L28 67H29L31 64L35 65L36 68L33 70V72H32L31 75H28V74L31 73V72H27V71L25 72V71H24L23 75H24L25 73H26V75H25L24 77H22V78H26V79L29 78L28 80H25V82L27 81V83H23L24 80H23V82L20 83L19 80H20L21 75L18 76V78H19V80H18L19 83H18V84H17V82H15V79H14V80L12 79L11 81H12V82L14 81L13 84L16 83L17 85L15 84V87H12V88L9 87L8 89H6V92H3V93H5V94H4V95L2 94L3 96L1 95L2 98L0 97V100H1V101H2L3 97L9 96V95H11V96H9V97H10V100H12L11 97H13L12 95L15 94L14 91H16L19 95H22V96L20 97V98H22L23 95H25L27 92H29V90H30L32 96H33V94L36 95L37 93H36V94L34 93V92H35V91H33L34 89L32 90V88H35V87H36L35 90L37 91V89H38V94H40V93H39L40 88H41L42 92L44 93L45 90L43 91V87H45V86H47V85L50 86L51 83L54 84V82L56 83V82L58 81V84H62V86H63V83H64V82L61 83L60 80L62 79V77L64 78V79H62V81L65 80V78H66V76H65L66 74H64V73H65V70L62 69L63 67H64V69H65V68L67 69L66 66L61 67V65H60L61 63L59 64V62H58L57 65L59 64L60 66L53 65V67H50V68L48 69V71H47L46 68H45V66H46V64L48 63V60H46V59H44V60H43V59H40L41 61L39 60V57H38L39 53H38V55H37V53H35V52H38V51L40 50L37 46H36L35 48H36V50L38 49V51H36L35 48H34L35 51H34L33 49H31V48H30V49L28 48V49L31 50V51L33 50L32 53L34 52V53L37 55L38 58H37L36 56H35V58H34V57H33L34 55L31 54V51H30V53L27 51V55H29V57H28L27 59H26V57H25V53L22 52V54H21V53H20V54H16L12 48L10 49V48H7ZM39 47H41V46H39ZM46 47H47V46H46ZM83 47H84V45H83ZM85 47H86V46H85ZM87 47H88V45H87ZM117 47H118V46H117ZM136 47H137V46H136ZM136 47H135V48H136ZM172 47H173V46H172ZM187 47H188V46H187ZM18 48H19V47H18ZM41 48H42V47H41ZM76 48H77V47H76ZM78 48L80 49L79 46H78ZM78 48L76 49V50H77V53L79 52ZM81 48H82V47H81ZM93 48H94V47H93ZM101 48H102V47H101ZM120 48H121V47H120ZM139 48H141V46L138 47V49H139ZM176 48H177V47H176ZM176 48H175V49H176ZM181 48H182V47H181ZM227 48H228V47H226V49H227ZM28 49H27V50H28ZM74 49H75V48H74ZM85 49H86V48H85ZM99 49H100V48H99ZM124 49H125V48H124ZM127 49H128V48H127ZM127 49H125V50H127ZM175 49H174V51H175V53H176V52L179 51L180 48H177L176 50H175ZM186 49H188V48H186ZM191 49H192V46H191ZM20 50H23V49H20ZM41 50H42V49H41ZM76 50H75V51H76ZM88 50H89V49H88ZM119 50H120V49H119ZM119 50H118V51H119ZM177 50H178V51H177ZM189 50H190V48H189ZM192 50H193V49H192ZM192 50H191V51H192ZM196 50H197V49H196ZM24 51H25V50H24ZM80 51H81V50H80ZM89 51H91V50H89ZM100 51H102V49H101ZM151 51H152V50H151ZM182 51H183V49H182ZM187 51H188V50H187ZM73 52H74V50H73ZM73 52H71V53H73ZM85 52H88V51H85ZM91 52H93V51H91ZM120 52H121V51H120ZM120 52H119V53H116V55L118 56V57L116 56V57L118 58V59L116 58V61H117V60H120L119 58H122V57H123V56L121 57L120 55H118V54H121ZM183 52H184V51H183ZM189 52H190V51H189ZM172 53H173V52H172ZM179 53H180V51H179ZM184 53H185V52H184ZM190 53H191V52H190ZM83 54H84V53H83ZM94 54H95V53H94ZM100 54H103V53H100ZM1 55H2V54H1ZM71 55H72V54H71ZM92 55H93V54H91V57H94V56H92ZM166 55H167V54H166ZM176 55H177V53H176ZM176 55H175V56H176ZM183 55H184V54H183ZM183 55L180 54L179 57L177 56V57H178L177 60H179L180 56H181L180 60H181V59L183 60V58H182ZM188 55H189V54H188ZM188 55L186 54L185 56H187V58H188ZM192 55H193V52H192ZM192 55H189V56L193 57L194 55H193V56H192ZM74 56H75V54H74ZM86 56H87V55H86ZM88 56H90V53L88 54ZM163 56H164V55H162V57H163ZM185 56H183V57L185 58ZM195 56H196V57H195ZM195 56H194V57L197 58V54H196V53H195ZM71 57H72V56H71ZM78 57H79V56H78ZM78 57H77V58H78ZM91 57H90V59L93 60ZM96 57H97V55H95L94 58H96ZM98 57H99V56H98ZM98 57H97V59H99ZM101 57H102V56H101ZM114 57H115V55H114ZM166 57H167V56H166ZM72 58H73V57H72ZM72 58H69L68 60H70V59H72ZM88 58H89V57H88ZM189 58H190V57H189ZM206 58H207V57H206ZM84 59H86V58L84 57ZM122 59H123V58H122ZM160 59H161V58H160ZM166 59H167V60H162V59H161L162 61L160 60V61L162 62L161 65L164 66V67H163V70H164V68H165V71L167 70V69H166L167 67H165L163 61H164V62H165V61H168L167 63L169 64V60H170L169 57H167ZM185 59H186V58H185ZM185 59H184V60H185ZM190 59L192 60L191 62H189V59H187V61L189 62L188 65L190 64V67H191V65H192L191 63H192V62L194 63V61H193V58H190ZM45 60H46V61H45ZM76 60H77V59H76ZM87 60H88V59H87ZM91 60H89L90 63H91ZM194 60H196V59H194ZM61 61H62V60H61ZM70 61H71V60H70ZM70 61H67V63H69ZM72 61H73L72 63H74V64L78 63V65H79V62L82 63V61H80V60H79V62H78V61L74 62L75 60H72ZM121 61H122V60H121ZM123 61H124V60H123ZM123 61H122V62H123ZM185 61H186V60H185ZM205 61H206V60H205ZM205 61H204V62H205ZM63 62H64V61H63ZM65 62H66V61H65ZM98 62H99V65H100V62H101V61L98 60ZM119 62H120V61H118L117 64H119ZM196 62H198V61H196ZM84 63H85V62H84ZM102 63H103V62H102ZM120 63H121V62H120ZM123 63H124V62H123ZM202 63H203V62H202ZM63 64H64V63H63ZM63 64H62V65H63ZM82 64H83V63H82ZM82 64H80L79 69L81 68V65H82ZM194 64H195V63H194ZM197 64H198V63H197ZM65 65H66V64H65ZM67 65H69V64H67ZM71 65L73 66V64H71ZM71 65H70V66H71ZM85 65H86V64H85ZM91 65H92V64H91ZM97 65H98V63H97ZM101 65H102V64H101ZM120 65H121V64H120ZM166 65H167V64H166ZM171 65H172V64H171ZM171 65H170V66H171ZM174 65H175V64H174ZM70 66L68 67V69L70 68ZM198 66H199V64H198ZM200 66H201V65H200ZM203 66H204V65H203ZM14 67H16V68H14ZM75 67H76V65H75ZM75 67H74V68H75ZM96 67H97V66H96ZM99 67H101V66H99ZM173 67H174V66H173ZM178 67H179V66H178ZM178 67H177V68H178ZM188 67H189V66H188ZM13 68H14V69H13ZM29 68H30V67H29ZM74 68L71 69L72 71H71V70L69 71V70L67 69L68 71H66V72H67V73H68V72H69V73L72 72L71 74L74 75V74H75L74 71L76 70V69H74ZM84 68H85V67H84ZM120 68H121V67H120ZM12 69H13V70H12ZM18 69H19V70H18ZM53 69H54V70H53ZM60 69H61L62 71H61ZM73 69H74V71H73ZM85 69H86V68H85ZM85 69H84V70H85ZM88 69H89V67H88ZM169 69H172V68H169ZM173 69H174V68H173ZM30 70H31V69H30ZM30 70H29V71H30ZM84 70H82V72H83ZM86 70H87V69H86ZM191 70H192V69H191ZM191 70H190V71H191ZM9 71H10V72L13 71V72H14V73H13L14 75H13V76H12V75L9 76V75H10V72H9ZM76 71H77V70H76ZM87 71H88V70H87ZM89 71H90V70H89ZM156 71H157V70H156ZM172 71H173V70H172ZM179 71H180V69H179ZM179 71H178V73H179ZM186 71L188 72V70H185V72H186ZM1 72H2V73H1ZM20 72H22V71H20ZM20 72H18V75H19ZM82 72L78 73V71H77V73L75 74L76 76L74 75L73 78H75V77L78 78L77 74H79V77H80V75L82 76V74H81ZM173 72H174V71H173ZM27 73H28V74H27ZM163 73H164V72H163ZM174 73H175V72H174ZM11 74H12V72H11ZM87 74H88V73H87ZM176 74H177V73H175V75H176ZM23 75H22V76H23ZM27 75H28V76H27ZM84 75H85V73H84ZM177 75H178V74H177ZM0 76H1V75H0ZM5 76H4V77H5ZM64 76H65V77H64ZM68 76H70V74H69ZM88 76H89V75H88ZM163 76H164V75H163ZM163 76H162V77H163ZM4 77H1V79H0V80L3 79V82L0 81V82L3 83V84L6 82L5 79H4ZM83 77L85 78V76H83ZM83 77H80V78H82L81 80H79L80 78L78 79V83H79L80 81L83 82V80L86 81ZM68 78L71 79V78H72V75H71L70 77H68ZM73 78H72L71 80H73ZM77 78H76V80H77ZM56 79H58V80H56ZM66 79H67V78H66ZM158 79H159V80H162V79H160V78H158ZM158 79H157V80H158ZM30 80H31V81H30ZM76 80L74 79V81H76ZM159 80L157 81V84H158L159 82H160V84L162 83V85H161L162 87L160 86V90H161V88H163L164 86H163V82H161V81H159ZM164 80H167V78L165 77ZM164 80H163V81H164ZM4 81H5V82H4ZM16 81H17V80H16ZM21 81H22V80H21ZM28 81H29V84H28ZM65 81H66V80H65ZM91 81H92V80H91ZM94 81H95V80H94ZM12 82H11V83H12ZM59 82H60V83H59ZM67 82H69V81H67ZM76 82H77V81H76ZM72 83H73V81H72ZM72 83H69V84H71V86H70L71 88H72V85H74V84H72ZM78 83H77L76 85H78ZM86 83H88V82L86 81ZM155 83H156V80H155ZM13 84H12V85H13ZM30 84H31V85L33 84V85H35V86H31V88H30V86H28V85H30ZM53 84H52V85H53ZM58 84H57V86H58ZM65 84H66V82H65ZM67 84H68V83H67ZM67 84H66V85H67ZM69 84H68V85H69ZM80 84L83 85V84H85V82H84V83H80ZM80 84L78 85V87L74 85L75 88H76V87H77V88H80V87H81ZM88 84H90V83H88ZM10 85H11V84H10ZM52 85H51L50 87L47 86V88L45 87V89H48V91L46 90V92H50V88L52 87ZM91 85H92V83H91ZM153 85H155V84H153ZM0 86H1V85H0ZM8 86H9V85H8ZM57 86H56V87H57ZM60 86H61V85H59V87H60ZM74 86H73V87H74ZM79 86H80V87H79ZM83 86H84V85H83ZM85 86H87L88 89L90 90V88H89L90 86H88V85H85ZM85 86H84V87H85ZM92 86H93V85H92ZM56 87H55V88H56ZM59 87H58V88H59ZM84 87H83V89H84ZM154 87H155V86H154ZM157 87H158V86L156 85V89H158ZM0 88H1V87H0ZM55 88H54V89H55ZM91 88H92V87H91ZM152 88H153V87H152ZM152 88H151V89H152ZM51 89L54 90L53 87H52ZM81 89H82V88H80L79 90H81ZM86 89H87V88H86ZM88 89L86 90V92L88 91ZM151 89H150V92L148 91L149 94L151 93ZM153 89H154V88H153ZM68 90H69V86H68ZM73 90H74V89H73ZM0 91H2V89H0ZM54 91H55V90H54ZM51 92H52V91H51ZM71 92H72V93H71ZM76 92H78V91H76ZM1 93H2V92H1ZM13 93H14V94H13ZM17 93H16V94H17ZM70 93H71V94H70ZM87 93H89V92H87ZM16 94H15V95H16ZM47 94H48V93H47ZM49 94H50V93H49ZM69 94H70L71 96H73L75 93H74L72 90H71V91L69 90V91H67L66 96H69ZM19 95H17V96H19ZM26 95H27V96H28V95L30 96V93H28V94H26ZM50 95H51V94H50ZM50 95H49V96H50ZM75 95H76V94H75ZM144 95H145V94H144ZM147 95H148V94H147ZM151 95H153V94H151ZM29 96H28L27 98H25V96H24V98H25V99H28ZM32 96H31V97H32ZM44 96L47 97V98H49L48 95H47V96L44 95ZM44 96H43V97H44ZM52 96H54V94H53ZM71 96H70V98H71ZM15 97H16V96H15ZM31 97H30V98H31ZM33 97H34V96H33ZM146 97H147V96H146ZM148 97H149V96H148ZM13 98H14V97H13ZM47 98H46V99H47ZM52 98H53V97H52ZM52 98L50 97V100H53ZM55 98H56V96H55ZM63 98H64V97H63ZM63 98H62V100H64ZM16 99H19V98H16ZM46 99H45L44 101H46ZM65 99H66V97H65ZM73 99H75V97L72 98L71 100L73 101ZM78 99L80 100V96H79ZM91 99H92V98H90V100H91ZM95 99H96V98H95ZM146 99H147V98H146ZM149 99H150V97H149ZM149 99H148V100H149ZM4 100H5V99H4ZM4 100H3V101H4ZM28 100H29V99H28ZM56 100H57V99H56ZM67 100H69V99H67ZM71 100H69V101H71ZM1 101H0V104H1ZM14 101H15V102H14ZM16 101H18V100L13 99V101H11V102H13V104H14V103H16ZM21 101H25V100H21ZM32 101H33V100L30 99V101H28V102H32ZM64 101H65V100H64ZM72 101L70 102L71 104H73V103L75 102V101H74V102H72ZM88 101H89V100H88ZM146 101H147V100H146ZM150 101H151V100H150ZM4 102L6 103V100H5ZM25 102H26V101H25ZM54 102H56V101H54ZM59 102H61V101H59ZM65 102L68 103V101H65ZM84 102H85V100H84ZM17 103H18V102H17ZM17 103H16V104H17ZM67 103H66V104H67ZM103 103H104V102H103ZM148 103H149V102H148ZM3 104H4V103H3ZM6 104H7V103H6ZM6 104H4V106H5V108H7V109H4L2 105H1L2 108H0V110H1L0 113H1V115L3 114V115H2V118H0L1 121H4V120H5V118H6V117H5V114H6L8 111H10V110H8V107H6ZM19 104H21V103H19ZM135 104H136V103H135ZM11 105H12V104H11ZM11 105H10V106H11ZM48 105H49V104H48ZM74 105H75V103L73 104V106H74ZM146 105H148V104L146 103ZM1 106H0V107H1ZM12 106L14 107V105H12ZM18 106H19V105H18ZM23 106H24V105H23ZM41 106L45 107V109H46V106H47V105L45 106L44 103H43V105H42V103H41ZM62 106H63V105H62ZM66 106H68V104L65 105V108H66ZM69 106H70V105H69ZM69 106H68V107H69ZM133 106H135V105H133ZM152 106H153V105H152ZM13 107H12V109H13ZM57 107H58V102H57ZM57 107H56V108H57ZM63 107H64V106H63ZM71 107H72V106H71ZM78 107H79V106H78ZM9 108H11V107H9ZM15 108H18V107H15ZM65 108H62V109H65ZM137 108H139V107H137ZM141 108H142V107H141ZM18 109H19V108H18ZM47 109H48V107H47ZM98 109H99V108H98ZM149 109H151V108H149ZM57 110H58V109H57ZM60 110H61V107H60ZM66 110H67V109H66ZM66 110H65V111H66ZM68 110L70 111V114H71V116H72V115H73V113H71V112H72V111H71L72 109H71V108H70V109L68 108ZM96 110H97V109H96ZM101 110H102V109H101ZM135 110H136V109H135ZM73 111H74V108H73ZM77 111H79V110H77ZM86 111H88V110L85 109L84 112H86ZM90 111H91V110H90ZM90 111H88L89 114H90ZM148 111H149V110H148ZM10 112H11V111H10ZM10 112H9V113H10ZM60 112H61V111H60ZM63 112H64V111H63ZM4 113H5V114H4ZM14 113L17 114V111L14 112ZM18 113L21 115V112H18ZM49 113H50V112H49ZM51 113H52V112H51ZM68 113H69V112H68ZM79 113H80V111H79ZM82 113H83V112H82ZM12 114H13V113L11 112L10 117H8V118H11V115H12ZM19 114H17V115H19ZM47 114H48V113H47ZM64 114H65V113H64ZM76 114H77V113H76ZM85 114L87 115V113H85ZM85 114H84V113H83V114H79V115H84V116L82 117L83 120H85V119H84ZM91 114H92V112H91ZM7 115H8V113L6 114V116H7ZM17 115H14V117L17 116ZM49 115H50V114H49ZM79 115H77V116H79ZM96 115H97V113H96ZM149 115H151V113H150ZM152 115H154V114L152 113ZM156 115H157V114H156ZM160 115H162V114L160 113ZM8 116H9V115H8ZM63 116H64V115H63ZM77 116L75 117V119H74V118H73V119L76 120ZM88 116H89V115L86 116V117H87V119H86L87 122L85 121V124H83L84 127H85L86 124H87V129L89 128V130L85 129V130H86V131H84L85 133H86L87 131H91V130L93 131V130H95V129H93L94 127L92 128V126H94V124L97 123V121H96V123L93 122V123L91 124V121H93L95 117L93 118L92 115H90L91 118H92V120H91V118H89ZM94 116H95V114H94ZM97 116H98V115H97ZM99 116H100V115H99ZM17 117H18V116H17ZM20 117H21V116H20ZM45 117L48 119V115L46 116V114H45ZM45 117H44V119H46ZM66 117H67V116H66ZM66 117H65V118H66ZM69 117H70V116H69ZM73 117H74V115H73ZM105 117H106V116H105ZM42 118H43V117H42ZM50 118H52L51 115H50ZM82 118H81V119H82ZM2 119H4V120H2ZM14 119L16 120V117H15ZM14 119H13V120H14ZM47 119H46V120H47ZM68 119H69V118H67V120H68ZM77 119H78V118H77ZM79 119H80V117H79ZM81 119H80L79 121L83 123V121H81ZM89 119H90V124H91V125L88 124V120H89ZM102 119H103V118H102ZM52 120H53V119H52ZM95 120H96V119H95ZM99 120H101V118H100ZM106 120H107V119H106ZM110 120H111V119H110ZM110 120H109V121H110ZM113 120H114V119H112V122H113V124H114V121H113ZM8 121L11 122L10 120H8ZM54 121H55V120H54ZM46 122H48V120H47ZM46 122H45V124H46ZM70 122H71V121H70ZM76 122H77V121H75L74 123H76ZM98 122H99V121H98ZM106 122H107V121H106ZM110 122H111V121H110ZM112 122H111V123H112ZM1 123H2V122H1ZM1 123H0V124H1ZM15 123H16V122H15ZM41 123H43V122H41ZM54 123H55V122H54ZM74 123H73V125L75 126ZM100 123H101V122H100ZM111 123H109V124H111ZM12 124H13V122H12ZM12 124H9V125L12 126ZM45 124H44V127H43V128H45ZM47 124L49 125V123H47ZM47 124H46V125H47ZM76 124H77V123H76ZM78 124H79V123H78ZM78 124H77V125H78ZM97 124L99 125V123H97ZM97 124H96V125H97ZM101 124H102V123H101ZM103 124H104V123H103ZM113 124H112V125H113ZM4 125H7V123L2 124L3 127H4ZM15 125H16V124H15ZM59 125H60V124H59ZM73 125H72V126H73ZM80 125H81V123H80ZM83 125H82V126H83ZM96 125H95V126H96ZM7 126H8V125H7ZM13 126H14V125H13ZM51 126H52V124H51ZM53 126H55V124H53ZM78 126H79V125H78ZM82 126H80V127H82ZM89 126H91V127H89ZM99 126H100V125H99ZM104 126H105V125H104ZM5 127H6V126H5ZM5 127H4V128H5ZM15 127H16V126H14L13 128H15ZM56 127H59V126H56ZM76 127H77V126L74 127L76 130H75L74 128H73L74 131H73V129H72V132H71V130H70L71 135H72V133L74 134L73 137H78V136H75V134L78 133L79 131H81V133H83V132H82L83 129H79V130H78L77 128H80V127H77V128H76ZM84 127H83V128H84ZM100 127H101V126H100ZM102 127H103V126H102ZM13 128L11 127L10 129H13ZM41 128H42V126H41ZM41 128H40V129H41ZM46 128H47V127H46ZM48 128H49V127H48ZM48 128H47V129H48ZM90 128H92V129L90 130ZM95 128H96V127H95ZM0 129L2 130V127H1V126H0ZM7 129H8V128H7ZM15 129H16V130H19V131L21 130V129H18L17 127H16ZM34 129H36L35 126H34ZM34 129H33V127H32L31 130H28V132L31 131V132H29L30 135H31V133L34 134L33 131H32V130H34ZM47 129H46V130H47ZM54 129H55V128H54ZM60 129H62V128H60ZM60 129H59V130H60ZM96 129H97V128H96ZM102 129H103V131H105L104 127L101 128V130H102ZM5 130H6V129H5ZM5 130H4V131H5ZM41 130H43V129H41ZM41 130H40V131H41ZM51 130H52V129H51ZM57 130H58V128H57ZM63 130H64V129H63ZM77 130H78V131H77ZM2 131H3V130H2ZM19 131H18V132H19ZM21 131H22V130H21ZM35 131H37V130H35ZM35 131H34V132H35ZM43 131H44V130H43ZM54 131H56V130H54ZM75 131H77V132L75 133ZM97 131H98V130H97ZM103 131H101V132H103ZM107 131H108V129H107ZM18 132H17V133H18ZM38 132H39V130H38ZM105 132H106V131H105ZM105 132H103V133H105ZM8 133H9V132H8ZM15 133H16V132H15ZM15 133L13 132L12 134H15ZM17 133H16V134H17ZM44 133H45V132H44ZM50 133H55V132H52V131H51ZM85 133H84V135H83V137L85 136V138H83L84 140H80L81 142H82V141H85L86 139H87V142L90 140V139H88V138L86 137V136L89 135V134L86 135ZM93 133H96V130H95V132L93 131ZM93 133H92V134H93ZM108 133L110 134V135L108 134L109 136L106 135V137L108 136V138H106L103 134H101L100 131H99L98 134L96 133L98 136L102 135V136H104L105 138H103V140H99V139H98L99 141H102L101 143H100V142H97L98 145H100V147H99V146H95V144L97 145L96 142H95L94 146H95V148H96V147H97V148L99 147L100 150H101V149H102V150L104 149V151H105V150H106V151L108 150V152H106L107 156H108V157L110 156L111 159H112V161H114L113 159H115V158L117 157L116 152H117V153H119V151L121 152L122 147H123V146L121 147V143L119 142V141H120V140H119L120 138L117 137L118 135H119V137H121L122 135H120V134H118V133H116V134H118V135H116L115 133H113L112 130H111V132H110V130H109ZM2 134H3V137H4V139L2 138V140H3L2 142L5 143L7 140H8L7 143H9V141L11 142V140H9V137H10L9 134H5V133H2V132H1L0 135L2 136ZM16 134H15V135H16ZM90 134H91V133H90ZM92 134H91V135H92ZM96 134H95V135H96ZM106 134H107V133H106ZM4 135H5V136H4ZM6 135H8V138H7ZM78 135H82V134H80V132H79ZM91 135H89V136H91ZM97 135H96V136H97ZM115 135H116V136H115ZM1 136H0V137H1ZM11 136H14V135H11ZM34 136H35V134H34ZM44 136H45V135H44ZM44 136L42 135V137H44ZM93 136H94V134H93ZM96 136H94V137H96ZM98 136H97V137H98ZM144 136L146 137V135H144ZM31 137H32V136H31ZM38 137H39V135H38ZM40 137H41V136H40ZM94 137H93V138H94ZM140 137H141V136H140ZM5 138H6V140H5ZM11 138H12V137H10V139H11ZM14 138H16V136H14ZM81 138H82V137H81ZM89 138H90V137H89ZM99 138H100V137H99ZM121 138H122V137H121ZM142 138H144V137H142ZM146 138H147L146 140L148 141L147 143H149V142H150V141H149V136H147ZM36 139H37V138H36ZM39 139H41V138H39ZM45 139H46V138H45ZM95 139H97V138H95ZM95 139H93V140H95ZM12 140H13V139H12ZM14 140H15V139H14ZM14 140H13L12 142H14ZM46 140H47V139H46ZM93 140L91 141L92 143H93ZM140 140H141V138H140ZM143 140H144V139H143ZM37 141H38V139H37ZM40 141H41V140H39V142H40ZM43 141H44V138H43ZM141 141H142V140H141ZM144 141H145V140H144ZM45 142H46V141H45ZM91 142H88V144H90ZM121 142H122V141H121ZM14 143H15V142H14ZM36 143H37V142H36ZM40 143H41V142H40ZM40 143H39V144H40ZM43 143H44V142H43ZM84 143H85V142H83L82 144H84ZM92 143H91V144H92ZM99 143H100V144H99ZM150 143H151V142H150ZM10 144H12V143H10ZM37 144H38V143H37ZM37 144H36V145H37ZM86 144H87V143H86ZM8 145H9V144H8ZM12 145H13V144H12ZM16 145H17V143H16ZM80 145H81V144H80ZM123 145H124V144H123ZM9 146H11V145H9ZM67 146H68V145H66V146H64V147L62 146V147H63V148H65V147H66V148H69V147H67ZM84 146H85V145H84ZM94 146H93V147H94ZM13 147H14V146H13ZM125 147H126V146H125ZM10 148H12V147H10ZM97 148H96V149H97ZM99 148H98V149H99ZM93 149H94V148H93ZM98 149H97V152H100V150L98 151ZM0 150H1V149H0ZM8 150H9V149H7V151H8ZM35 150H36V149H35ZM35 150H34V151L32 150V152H35ZM52 150H53V149H52ZM76 150H77V149H76ZM102 150H101V152H102ZM3 151H4V150H3ZM11 151H13V150H11ZM17 151H18V150H17ZM62 151L64 152L63 149H62ZM94 151H96V150H94ZM1 152H2V150H1ZM14 152H16V150L13 151L12 153L14 154ZM18 152H19V151H18ZM20 152H21V150H20ZM32 152H31L32 155H30V156H33V153H32ZM60 152H61V151H60ZM63 152H62V153H59L60 155L58 154V152H57L56 154H58L59 156H64L65 154H64ZM76 152H77V153H75V154H77V155L81 153V151H80V153H79V151H76ZM83 152H84L83 154H86L85 151H83ZM2 153H3V152H2ZM4 153H5V154H4ZM4 153H3V155H6L7 157H5V158H7V159H8V156L13 155L12 153H10L11 155L7 154V153H9V151H8V152H4ZM108 153H109V154H108ZM16 154H17V153H16ZM19 154H20V153H18V155H19ZM34 154H35V153H34ZM36 154H37V152H36ZM61 154H63V155H61ZM58 155H57V157H58ZM66 155H67V154H66ZM28 156H29V155H28ZM34 156H35V155H34ZM53 156H56V155H54V151H53ZM84 156H85V155H84ZM84 156H82V157L85 158L86 156H85V157H84ZM115 156H116V157H115ZM118 156H119V155H118ZM1 157H2V156H1ZM13 157H14V156H13ZM57 157H56V158H57ZM67 157H68V156H67ZM79 157H81V155H79ZM79 157H77V159H78ZM82 157H81V158H82ZM14 158H15V157H14ZM18 158H19V157H18ZM20 158H21V157H20ZM54 158H55V157H54ZM60 158H61V157H60ZM83 158H82V159H83ZM111 159H110V161H111ZM116 159H117V158H116ZM132 159L134 160V157H132ZM14 160H15V159H14ZM2 161H3V160H2ZM115 161H116V160H115ZM16 162H17V161H16ZM80 162H81V161H80ZM82 162H83V161H82ZM4 163H5V162H4ZM85 163H86V162H85ZM109 163H110V162H109ZM109 163H108V165H109ZM131 163H133V162H131ZM1 164H3V163H1ZM1 164H0V165H1ZM111 164H112V163H111ZM4 165H5V164H4ZM112 166H114V165L112 164ZM1 167L4 168L3 165L0 166V169H2ZM5 169H6V170H5V172H4L3 174H6V176H7V174H8L9 172L7 171V167H5ZM63 169H66V167L63 168ZM63 169H62V170H63ZM118 169H119V168H117V170H118ZM164 169L166 170V168H164ZM2 170H3V169H2ZM59 170H60V168H59ZM108 170H109V169H108ZM110 170H111V167H110ZM114 170H116L115 166H114V169L111 170V171H113L112 173H117V175L120 173L119 170H118V171H114ZM6 171H7V173H6ZM35 171H36V170H35ZM60 171H61V170H60ZM60 171H59V174H62V175H63L62 172H65V171H67V170H63V171H61V173H60ZM102 171L104 172V170H102ZM105 171H106V170H105ZM0 172H3V171H0ZM10 172H12V171H10ZM106 172H108V171H106ZM106 172H105V173H106ZM109 172H110V171H109ZM109 172H108V173H109ZM118 172H119V173H118ZM65 173H66V172H65ZM65 173H64V174H65ZM108 173H107V175H108ZM110 173H111V172H110ZM102 174H103V173H102ZM62 175H61V176H62ZM65 175H66V174H65ZM109 175H111V174H109ZM112 175H114V174H112ZM117 175L115 174V176H117ZM119 175H120V174H119ZM0 176H1V175H0ZM63 176H64V175H63ZM102 176H103V175H102ZM117 177H119V176H117ZM126 177H127V176H126ZM180 177L182 178V176H180ZM180 177H179V178H180ZM184 177H185V176H184ZM1 178H3V177H1ZM4 178H5V180H6V177H5V176H4ZM7 178H8V177H7ZM123 178H124V177H123ZM139 178H140V177H139ZM61 179H62V177H61ZM117 179H118V178H117ZM135 179H136V178H134V179H132V180H135ZM5 180H4V182H5ZM118 180H119V179H118ZM125 180H127V179H125ZM129 180H130V178H129ZM132 180H131L130 182H132ZM182 180H183V178H182ZM1 181H2V180H1ZM1 181H0V183H1ZM116 181H117V180H116ZM136 181H138V180H136ZM141 181H142V183H143V180H141ZM141 181H140V182H141ZM7 182H8V181H7ZM7 182H5L4 185L7 184ZM52 182H53V181H50V183H52ZM140 182L138 181V183H140ZM142 183H141V184H142ZM54 184H57V183H54ZM132 184H133V183H132ZM134 184H135V183H134ZM134 184H133V185H134ZM182 184H183V183H182ZM50 185H51V184H50ZM136 185H137V184H136ZM143 185H145V184L143 183ZM33 186H34V185H33ZM51 186H52V185H51ZM51 186L48 187V188H51V189H48V190H50V191L52 190V187H51ZM54 186H55V185H54ZM56 186H58V184H57ZM56 186H55V189H57ZM65 186H66V188L68 187V185H66V184H65ZM58 187H59V186H58ZM69 187H70V186H69ZM34 188H35V187H34ZM59 188H60V187H59ZM62 188H64V187H61V189H62ZM130 188H131V187H130ZM130 188H128V189H130ZM133 188H135V186H133ZM136 188H137V187H136ZM1 189H2V188H1ZM68 189H69V188H68ZM68 189H67V190H68ZM131 189H132V188H131ZM131 189L128 190V191L131 192ZM137 189H138V188H137ZM53 190H54V189H53ZM69 191H70V190H69ZM128 191H127V192H128ZM139 191H140V189H139ZM139 191H137V193H138ZM53 192H55V190H54ZM56 192H57V191H56ZM63 192H64V189H63ZM66 192H67V191H66ZM132 192H133V191H132ZM49 193H50V192H48V194H47V193H45V194H47V196H48ZM51 193H52V191H51ZM61 193H62V192H61ZM135 193H136V191H135ZM38 194H39V197L41 198L42 196L40 195V192H39ZM41 194H43V193H41ZM45 194H43V197H44L43 199H45V198H46L45 200L50 199V197H49V198H48V197H45ZM61 196H62V195H61ZM54 197H55V194H54ZM54 197H52V198H54ZM59 197H60V196H59ZM40 198H38V200H39ZM55 198H56V197H55ZM57 198H58V197H57ZM57 198H56V199H57ZM52 200H53V199H52ZM59 200H60V199H59ZM57 201H58V200H57ZM58 203H59V202H58ZM64 203H66V202H64ZM64 203H63V205H65ZM68 203H69V202H68ZM59 204H61V203H59ZM66 204H67V203H66ZM261 204H263V203H261ZM250 205H251V204H250ZM250 205H249V206H250ZM258 205H259V206H257V205L252 206V205H251L252 207H249V206L247 205V207H249V208H246V206H245V207L243 206V207H240V209H238V208H239V207H238V208H237V209L239 210L238 212H236L237 209L235 210V213H239V214L243 215V216H241V217H245L246 220L251 221V222L248 224V226H249L250 224H251V226H249L248 228H247V225H245L246 228L244 227V225H243V226H240V227H244L245 230H246V229H247V230H251V229H249V228H252L253 226H254V227H255V226L257 227V228L255 227L256 229H255V228H252L253 231L251 230V232H252L251 234H253V235H251V234L249 233L247 236L245 235V237H244L243 235H241V236H243V237L235 238L236 233L233 232L234 234H233V236H232V232H231V233H229L228 237L225 238V243H226V241L228 240V242H231L230 245L232 244V240H234L233 238H235L234 243H236V246H234V248L237 247V249H238V255H239V257H240V258H239L240 260L238 259L236 262H234V263H236V264H257V263H258V262H256L255 260L248 259V256H249L248 254H249V253H250V254H252V253L254 254V251L251 253V252L249 251V249H250V250H251V249H256V252H255V253H257V252L259 253V251L261 250L260 248H262V246L264 245V204H263V205L258 204ZM98 207H100V206L98 205ZM215 207H216V206H215ZM228 207H229V206H228ZM231 207H232V206H231ZM213 208H214V207H213ZM223 208H226V206H224ZM232 208L235 209V207H232ZM97 209H99V208H97ZM102 209H103V208H102ZM217 209H218V208H217ZM226 209H227V208H226ZM229 209H230V208H229ZM229 209H228V210H229ZM56 210H57V209H56ZM214 210H215V209H214ZM218 210H219V209H218ZM96 211H97V210H96ZM215 211H217V210H215ZM231 211H232V210H230V212H231ZM53 212H54V211H53ZM98 212H99V211H98ZM226 212H227V211H226ZM96 213H97V212H96ZM232 213H233V212H232ZM235 213H234V214H235ZM66 214H67V213H66ZM207 214H209V213H207ZM234 214H232L233 217L235 216ZM239 214L235 216L234 220L237 221L236 218H237V216L240 217ZM53 215H54V214H53ZM212 215H213V214H212ZM116 216H117V215H116ZM119 216H120V215H118V217H119ZM214 216H216V214H215ZM118 217H117V218H118ZM120 217L122 218V216H120ZM120 217H119V218H120ZM233 217H232V218H233ZM66 218H67V217H65V219H66ZM119 218H118V219H119ZM205 218H206V217H205ZM205 218H204V220H205ZM212 218H213V216H212ZM217 218H218V217H217ZM230 218H231V217H230ZM209 219H210V218H209ZM66 220H68V219H66ZM91 220H92V219H91ZM201 220H202V219H200V222H201ZM204 220H203V222H201V223H202V226H203V225L205 226L206 224H208V223H207V222H208V221H207L208 219L205 220V221H207V222H205L206 224L204 223ZM255 220H256V221H255ZM95 221H96V220H95ZM118 221H119V220H118ZM125 221H126V220H125ZM99 222H100V221L97 220L95 224H100V225H101V223H99ZM120 222H121V220L119 221V223H120ZM123 222H124V221H123ZM210 222H211V221H210ZM210 222H209V223H210ZM212 223H213V222H212ZM95 224H94V225H95ZM122 224H123V223H121V225H122ZM214 225H215V223H214ZM252 225H253V226H252ZM95 226H97V225H95ZM95 226H94V227H95ZM200 226H201V225H200ZM204 226H203L202 229H205V227H206V229L208 228L207 230H208L209 232L211 231V230H210L211 228H210L209 226H212V224H211V225H210V224L207 225L208 227H207V226L204 227ZM219 226H220V225H218V227H219ZM222 226H223V223H222ZM228 226H229V225H228ZM228 226H227V227H228ZM230 226H231V225H230ZM81 227H83V226H81ZM194 227H196V226H194ZM214 227H215V226H214ZM84 228H86V227H84ZM110 228H111V227H110ZM196 228H198V226H197ZM215 228H216V227H215ZM225 228H226V227H224L223 229H225ZM18 229H19V228H18ZM18 229H17V230H18ZM55 229H56V230L54 231V233L57 231V228H55ZM94 229H96V231H97V230H100V232H101L102 227H101V228H100V227H96V228H94ZM199 229H200V231L206 233L204 230H201L200 227H199ZM199 229H198L197 231H199ZM218 229H219V228H218ZM223 229H222V230H223ZM234 229H235V227H234ZM234 229H232V230H234ZM1 230H2V228L0 229V231H1ZM61 230H62V232H63V229H60V231H61ZM181 230H182V229H181ZM185 230H186V229H185ZM226 230H227V229H225V231L223 230V232H224V233H225V232L227 233L228 231H226ZM236 230H237V229H236ZM2 231H3V230H2ZM2 231H1V232H2ZM77 231H78V230H77ZM79 231H80V227H79ZM102 231H103V230H102ZM217 231H218V230H217ZM219 231H221V230H219ZM1 232H0V233H1ZM88 232H89V231H88ZM97 232H99V231H97ZM97 232H96V233H97ZM213 232H214V229H213ZM223 232L221 233V235H222V234H223V235L226 234V233L224 234ZM236 232H237V231H236ZM16 233H17V231H16ZM54 233H53V234H54ZM58 233H59V232H58ZM63 233H64V232H63ZM90 233H91V232H90ZM94 233H95V232H94ZM189 233H190V232H189ZM189 233H188V234H189ZM191 233H192V231H191ZM215 233H216V232H215ZM53 234H52V235H53ZM77 234H78V233H77ZM92 234H93V232H92ZM156 234H157V233H156ZM163 234H164V233H163ZM178 234H179V233H178ZM206 234H207V233H206ZM208 234H209V233H208ZM208 234H207V235H208ZM227 234H228V233H227ZM238 234H239V233H238ZM245 234H246V233H245ZM44 235H45V234H44ZM48 235H49V234H48ZM48 235H47V236H48ZM52 235H51V236H52ZM84 235H86V234H84ZM157 235H158V234H157ZM194 235H195V234H194ZM198 235H199V232H198ZM200 235L202 236L201 233H200ZM213 235H214V234H213ZM213 235H212V236H213ZM218 235H219V233H218ZM16 236H18V235H16ZM16 236H15V237H16ZM60 236H61V235H60ZM60 236H59V237H60ZM71 236H72V235H71ZM154 236H155V235H154ZM208 236H209V235H208ZM210 236H211V235H210ZM214 236H215V235H214ZM53 237H54V236H53ZM53 237H52V238H53ZM55 237H56V235H55ZM57 237H58V236H57ZM75 237H76V236H75ZM96 237H98V235H97ZM156 237H157V236H156ZM156 237H155V238H156ZM191 237H192V235H189V236H188L187 233H186L185 237L180 236V235H176V234L173 235V236H163V238H162L161 241H162L166 246H168V248H169V249H166V248H165L166 251L168 252V253L165 252V254H166L165 257H166V258L170 257V258L172 259V261H173L172 263L169 262V263H165V264H205L206 260H209V259H207V257H209V255H207L208 253H207V254H203V253H205V252H202V253H201L200 251H199V252L201 253V256L199 257V259H198V258H197L196 260L193 259V257L195 258L194 254H193L194 248H196V250H197L198 247L196 246V245H197V241L193 242V238H191ZM224 237H226V236H224ZM232 237H233V238H232ZM17 238H18V237H17ZM52 238L50 237L49 240L52 239ZM66 238H68V237H66ZM194 238H196V236H195ZM214 238H215V237H214ZM62 239H63V238H62ZM62 239H61V240H62ZM92 239H93V238H92ZM197 239H198V238H197ZM218 239H219V237H218ZM17 240H18V239H17ZM17 240H15V238L12 239V246L17 245V244H16ZM64 240H65V239H64ZM73 240H74V239H73ZM90 240H91V239H90ZM150 240H151V239H150ZM213 240H214V239H213ZM222 240L224 241V238H223ZM18 241H19V240H18ZM54 241H55V240H54ZM198 241H199V240H198ZM204 241H205V237L202 236V241H200V242H204ZM208 241H209V239L206 240V242H208ZM223 241H222V243H223ZM235 241H236V242H235ZM67 242H68V241H67ZM71 242H72V241H71ZM97 242H98V241H97ZM109 242H110V241H109ZM159 242H160V241H159ZM206 242H205V243H206ZM215 242H216V241H215ZM217 242H218V241H217ZM36 243H38V242H36ZM62 243H63V241H62ZM82 243H83V242H82ZM95 243H96V242H95ZM95 243H94V244H95ZM125 243H126V242H125ZM208 243H209V242H208ZM47 244H48V243H47ZM63 244H64V243H63ZM80 244H81V243H80ZM89 244H90V243H89ZM198 244L200 245V243H198ZM216 244H217V243H216ZM216 244H215V245H216ZM226 244H227V243H226ZM53 245H54V244H53ZM66 245H67V244H66ZM69 245H70V244H69ZM90 245H91V244H90ZM95 245H97V244H95ZM125 245H126V244H125ZM140 245H141V244H140ZM150 245H151V244H150ZM199 245H198V246H199ZM221 245H222V244H221ZM224 245H225V244H224ZM261 245H262V246H261ZM42 246L44 247L45 245H42ZM98 246H99V245H98ZM108 246H109V244H108ZM110 246H111V245H110ZM133 246H134V245H133ZM136 246H137V245H136ZM136 246H134V247H136ZM205 246H206V245H205ZM222 246H223V245H222ZM227 246H228V248H229V245H227ZM260 246H261V247H260ZM19 247H20V245H19ZM39 247H41V246H39ZM43 247H42V249H43ZM50 247H51V246H50ZM54 247H55V246H54ZM54 247H52V248H50V249L52 250ZM69 247H70V246H69ZM139 247H140V246H139ZM145 247H146V246H145ZM162 247H164V246H162ZM218 247H219V244H218ZM231 247H232V246H231ZM231 247H230L229 249H231ZM15 248H16V246H15ZM45 248H46V250H42L41 248H39V249L33 251V252L36 254V255H35V259L32 258L33 260H35V263H33V264H60L61 262H62L63 264H66V263H67V257H66V258H61V260L59 261L60 258L56 257L55 254H54V257L50 254V250H49V249L47 250V245H46ZM62 248H63V247H62ZM64 248L66 249V246H65ZM97 248H98V247H97ZM97 248H96L95 250H97ZM101 248H102V246H101ZM207 248L209 249V246H208ZM224 248H225V247H224ZM21 249H22V247H20V249H18L19 251H18V250H17V251H18V252H22V251L24 252V249H23V250H21ZM108 249H109V248H108ZM110 249H111V248H110ZM138 249H139V248H138ZM146 249H147V248H146ZM161 249H162V248H161ZM170 249H171V250H170ZM203 249H205V248H203ZM213 249H214V248H212V250H213ZM215 249L217 250V248H215ZM220 249H221V250H220L219 252H221V254H222L223 252L226 251V250H225V251L223 250V247H222V248L220 247ZM259 249H260V250H259ZM10 250H11L10 255H11L12 258H13V252H15V251L12 250V249H10ZM30 250H31V249H30ZM30 250H29V252H32L33 249H32L31 251H30ZM63 250H64V249H63ZM67 250H68V249H67ZM147 250H148V249H147ZM151 250H152V249H151ZM198 250H199V249H198ZM210 250H211V249H210ZM258 250H259V251H258ZM54 251H55V250H54ZM61 251H62V249H61ZM97 251H98V250H97ZM106 251H107V250H106ZM118 251H119V250H118ZM158 251H159V250H158ZM204 251H205V250H204ZM222 251H223V252H222ZM263 251H264V250H263ZM263 251H261V252H263ZM64 252H65V251H64ZM66 252H67V251H66ZM69 252H70V251H69ZM159 252H160V251H159ZM219 252H216V253H217L216 256H218V255L220 256V253H219ZM228 252H229V251H228ZM248 252H249V253H248ZM261 252H260V253H261ZM51 253H53V251H52ZM56 253H58V252H56ZM148 253H149V252H148ZM151 253H154V252L152 251ZM209 253H210V252H209ZM233 253H234V252H233ZM31 254H32V253H31ZM31 254L27 253V256H30ZM66 254H67V253H66ZM66 254H65V255H66ZM165 254H164V255H165ZM236 254H237V253H236ZM253 254H252V255H253ZM6 255H7V254H6ZM65 255L62 254L61 256H65ZM110 255H111V254H110ZM141 255H142V253H141ZM143 255H144V254H143ZM145 255H147V254H145ZM149 255H150V253H149ZM211 255H212V254H210V256H211ZM238 255H237V256H238ZM247 255H248V256H247ZM255 255H256V254H255ZM61 256H60V257H61ZM67 256H68V255H67ZM101 256H102V255H101ZM113 256H114V255H113ZM120 256H121L122 258H125V257H130V258H131L132 256H134L135 258H138V259L140 258V255H139V253H138L137 250H136V251H135V250H134V251H130V248H128V247H125V248L122 249V252H121ZM120 256H119V258H120ZM160 256H161V255H160ZM216 256L214 255V256H211V257H215V258H213V259H217V258H219V257H216ZM253 256H254V255H253ZM253 256H252V257H253ZM258 256H259V254H258ZM263 256H264V255H263ZM68 257H69V256H68ZM79 257H80V258H83L82 260L84 261V260L86 259L87 256L84 255V252H82V253H80V256H79ZM146 257H147V256H146ZM161 257H162V256H161ZM211 257H210V258H211ZM225 257H226V256H225ZM225 257H224V258H225ZM234 257H235V255H234ZM252 257H251V258H252ZM259 257H260V256H259ZM18 258H19V257H18ZM28 258L31 259V257H28ZM28 258H27V259H28ZM116 258H117V257H115V258L113 259V260H114V263H113V264H117V263H118V260H117ZM147 258H148V257H147ZM147 258H146V259H147ZM153 258H154V256H153ZM153 258H151V259L153 260ZM159 258H160V257H159ZM220 258H222V257L220 256ZM224 258H222L223 260H222L221 262H223V261L227 262V260H224ZM98 259H99V258H98ZM98 259H97V260H98ZM161 259L163 260V257H162ZM161 259H160V260H161ZM213 259L211 258V260H213ZM225 259H226V258H225ZM252 259H253V258H252ZM262 259H263V258H262ZM139 260H141V259H139ZM144 260H145V259H144ZM149 260H150V259H149ZM157 260H158V259H157ZM220 260H221V259H220ZM232 260H233V259H232ZM11 261H12V260H11ZM17 261H18V260H17ZM23 261H25V260L23 259ZM27 261H28V260H27ZM27 261H25V262H27ZM29 261H31V260H29ZM125 261H126V260H125ZM135 261H136V260H135ZM145 261H146V260H145ZM155 261H156V258H155ZM262 261H263V260H262ZM101 262H102V261H101ZM108 262H109V261H108ZM129 262H130V261H129ZM129 262H126V263L128 264ZM137 262H138V261H137ZM142 262L145 263L144 261H142ZM152 262H153V261H152ZM212 262H213V264H216V262H218V261H212ZM231 262H232V261H231ZM10 263H11V262H10ZM123 263H124V262H123ZM130 263H131V262H130ZM130 263H129V264H130ZM150 263H151V261H150ZM227 263H229V262H227ZM227 263H226V264H227ZM263 263H264V262H263ZM13 264H16V262H14ZM17 264H18V263H17ZM25 264H26V263H25ZM27 264H29V263H27ZM83 264H84V263H83ZM85 264H88V263L86 262ZM139 264H141V263H139ZM152 264H162V263H161L160 261H158V262L156 261V262H154V263H152ZM231 264H233V262H232ZM258 264H259V263H258ZM260 264H261V263H260Z\"/></svg>",
    "mask_w": 264,
    "mask_h": 264
},
{
    "label": "water",
    "instance_id": "3",
    "mask_svg": "<svg viewBox=\"0 0 264 264\" xmlns=\"http://www.w3.org/2000/svg\"><path fill=\"white\" fill-rule=\"evenodd\" d=\"M84 252L86 255V259L83 261V258H80V253ZM97 256L95 255L94 248H88L86 246H82L81 244H76L72 247L69 257L67 258L66 264H97Z\"/></svg>",
    "mask_w": 264,
    "mask_h": 264
}]
</instances>
